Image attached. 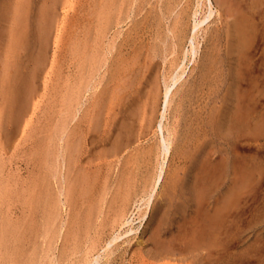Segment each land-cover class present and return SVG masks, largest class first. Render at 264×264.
<instances>
[{"label": "rangeland", "instance_id": "1", "mask_svg": "<svg viewBox=\"0 0 264 264\" xmlns=\"http://www.w3.org/2000/svg\"><path fill=\"white\" fill-rule=\"evenodd\" d=\"M30 1L28 0L27 9L31 11L29 14L32 15V14H34V12L36 13V11H38V9H36V7L38 5L40 6L43 3L41 5L42 7H44L45 5L50 6L49 3L52 4L53 0H49V1L46 0V2H44L45 0H39V2H37L38 0H34L35 11H34V8L32 10V8H31L32 5L30 4L31 3ZM149 1L148 0H136V1H133V2L130 1V3H132L131 4L132 6L130 5L132 7V12L130 11V13H129V11H128L129 9H131V7L128 6L130 3L129 4H125V9L121 13L113 14L114 18L113 19L111 18L109 23L106 22L107 25L106 24H102V23H98L97 24L96 23L97 20H94L93 18L92 19L94 20V22L91 19H90V21H91L90 22V21H86L85 19H81L80 18V20H79L80 21V25H78L79 30H80V28H82L81 25H84V24H85L84 28L90 29V31L87 32L88 29L84 30V28H82L83 32H82V29L80 31L82 33H84V31H85L84 34H81V32L78 29H76L77 26L75 28L77 30V33L80 32V34L79 33L76 34L77 38H79V37L80 38H84V37L87 38V40H88L87 43H88V45L90 43V47H92L91 46L92 43H93L92 44L93 47H94L95 44H97V47H94V49L95 48L97 49V52L98 51L101 52L102 48H104L105 51H107V53L105 52L106 54L101 52L102 56L105 55L107 57L104 56V61L102 62V63H104L103 66H101L100 70H98V73L94 75V79H93L94 82H92V86L90 85V87H88L87 90L83 91L79 95L80 96V98H79L80 101L78 103L80 105L77 108L78 110L76 109L77 112H75L74 111L75 109H74L73 110V114L69 115V116L76 115V116L72 117L73 120L72 119H71V121L69 120L70 121V123L68 125L69 129L73 128V127L76 128L78 126L79 134L81 135V145H80L81 149L79 147L78 149H80V150L77 152L78 155L76 154V157H77L76 159L78 160L77 163L81 164V160H84L85 158L91 157L90 149H92L91 148L92 146H90L88 144V141L85 139V138L88 139L89 134H88V132H84V131H87L88 129H90V130L96 129L92 134L95 135L96 137H98V140H99V142H97L98 148L100 150H101V148H103L102 149V150H104L103 153H105L106 156L108 154V156L107 157H102V158H99V157L96 158L94 160V162H93V165H91V166L88 165V164L87 165H83V167L86 168L85 172L91 171V170L93 171V166H97L96 167L97 171H96V174H95L96 176H94V177H96L95 178V183L97 184V182L100 181V178L103 181V177H100L101 175L104 176L105 179L108 178V175H110L109 177H111V178L110 179L108 178L109 181L108 180L107 181H108V183L110 182L109 186H111V187H112L111 183L114 182V184H113L114 189H115L114 185L116 183L115 181L117 179H114L113 177L119 178L121 175H124L126 173L125 174V176H126V175H128L131 172V174H129L127 176V178L129 177V178L133 179V180H131V179L128 178V181L131 180V182H129L130 187H132V185H134V186L132 188L128 187V189H127L128 192H127V190H126V193L123 192L124 196H127V195L129 196L130 195V194H127V193H131V195L133 194L132 197H131V195L129 196L130 198H132V200L128 196L126 198L123 196L125 199L121 197L118 202L116 200V202H117L116 203V208H120V207L122 208L121 204H122L123 200H125L129 204V206L127 204V208H129V210H128L129 213L132 212L134 210V208H135V211H134L135 214L132 216V219L134 220V222L132 224V227H135L137 231H133L132 233H130L127 236L128 240H127L126 243L122 244L123 247H121L122 248L121 249V253L123 254V251H124L123 248L124 249L127 248V252H126V254L122 255V257L119 258L117 260V262H115V264H142V260L141 261L139 260L141 258H137L135 255H137V253L139 251H141L142 246H144V244H145L144 241H146L148 239V237H149V235L151 233V230H152V226H153L154 222L156 221L157 217L160 215L159 218L161 219L163 217L161 214H163V212H165L166 210L170 211V212H168L170 214V215L168 214V216H170V217H172L171 214L173 215V213H176L179 216V217H174L175 219H174L173 222H176V223L172 222V224H173L172 228L174 229L173 231L176 230L178 232V230L180 229V230H182V232H184L187 229L186 230L187 232H191V230L197 229L195 231V232H197V234H199V232L201 231L200 227L202 228L203 226H205V225H202V224L205 223V221H204L205 218L203 220V217H201L200 215L204 216V212L205 211H207V212H205V215H207L209 212H212V213H210V215H211V214H214V212L217 213V210H218V212L222 210L221 212H223V213H221V214L225 215V216H223V217H225L224 218V224L222 222V225L224 226V228L222 227V229H223L222 231L223 232L220 231V230H217L218 231L217 233H218L219 236L222 234L221 236L223 237V240H224L223 243L224 244L222 243V239L219 238V236L216 235V234L214 235L215 238L212 239V240L208 239L207 237H206L207 239L205 238L203 240V237H201L200 234H199L201 239L203 241H205V242L201 241L202 243H204L203 244L204 246L202 245L201 242L198 241L199 244H201V246L198 244V246H196V248L194 246V248H195L194 250H192L193 248L189 249L190 246H189V244L186 243L188 241V238H186L187 239L186 241H185V239L183 240L184 243H183V241L182 242L179 241V243H177V246H176V248H178V249H176L178 251L177 253L181 252L183 257L180 258L179 256H177L180 259H171V260L170 259H167V260L164 259V260H160V262L161 261L162 262L161 263L160 262L159 263L156 262V264H188V263L189 264H199V263L200 264L201 263L202 264H209V263L210 264H212V263H214V264L215 263H219V264H264V37H263L264 28H260V27H264V25H263L264 24V17H263L264 14H263V16L261 15L262 13H264V3H262L263 6L262 5H258V7H259V8L257 7L258 9L257 8L255 10H251L250 9V11H252V12H250L249 8L251 6L249 4L253 2L252 0H251L252 2L250 0H248L250 2L245 0L248 5L247 4L245 5L244 2L241 4L242 0L241 1L239 0L238 1L239 3L237 2L239 5L241 4L242 8L247 10V14H250V13L254 14V15L250 14L252 19H253V16L255 17L253 19V21H254L253 23H255L256 21L258 22L259 19H260V22H261V23L258 22V23L261 24V26H259L260 24L259 25L252 24V28L253 29L256 28L255 26H259L256 29L257 30L259 29L258 31H260V30L261 31L258 32L255 29L254 31H256V32H254L252 30V33L250 34V36H248L250 39L244 44L245 46L242 47L243 44L242 45L240 44L239 46H238V44H231V43H233V39L230 38L229 41H228V39H227L228 37L226 36V34H223L224 31L219 28L222 25H227V23L233 22L232 13H229V11H228V14H227V11H226L228 9L227 8L228 6H226L225 4H228V2H223V3L221 2L222 4L218 3V1L214 2V8H215L214 10H215L216 14L214 13L215 16L213 15L206 24H204L200 29H198V33L196 34L197 41L195 42L197 47H198V52H197V54H195L194 57H192L191 54L188 52V54H187L188 57L185 58L184 64H183V68H185V73L183 75V78L172 88L171 94H170V102H169V104L167 106V109H166V112H165L164 116L162 117V111H163V105H164V97H163L164 82L163 81H164V79H166L168 77V75H170V69L173 66V62L175 63V58L177 56H179L178 50H176L177 49L176 45H179L181 43L180 42L181 37L184 38V35H186L185 32L189 34L191 29H192V25H193V21H192L193 19L192 18L194 16L192 17L191 13L194 12L195 10H199L198 13L202 12V14L204 15V13L206 11L204 10L205 6L204 7L200 6V8L198 7L197 2H196L197 0H151L150 3H149ZM236 1L233 0V2H236ZM262 1L264 2V0H262ZM262 1L260 0V2H262ZM35 2H37V3H35ZM54 2H53L54 4H57V2H58L59 5L57 4L58 5L57 6V5L53 4L54 9H53V7L51 8V13L54 15V17H56V16L57 17L54 18L55 19L54 21L56 23H55V26H54V23H53V27L51 29L53 31H51V33H50L51 34L50 35L51 39H50V45H49V48H48L49 49V51H48V53H49L48 54L49 66H47L48 68L45 70L46 73L44 72L45 75H44V73L42 74V76L44 75L43 77H44L45 80H43L42 78H40V80H39L41 82H39L37 80V83L39 82V85H41V87H39V89H40L38 91L39 93L36 94L35 98H37V99L34 100V98H33L32 99L33 103L31 102V104H30L31 106H33V108L31 106L29 108L30 111H29V114H28V117H27L28 122L26 121L24 126H22L23 127L22 130L20 131L19 135L14 140V142H12L11 146H9V148H7L6 150H4V149L0 150V161H1V164H2V169H1L2 171L0 173V175H2V176H0V178H2V179L4 178L6 180V185L8 184L10 189L13 191V192L10 191V194L8 195V197L6 199V206L4 207L6 209L5 210L6 212H3V214L6 213L7 214L6 216H9V217H7V219H6V216H4L5 214L4 215L0 214V216L1 217L4 216V219H6V221L9 219L8 222L11 219V221L9 223H14L15 224V223L20 221V223L22 224L24 222H27L26 224L25 223L22 224V226H21L22 228L20 229L22 231V233L27 232V234H29L28 236H26V233H24V236H22V239H21V242H22L24 237L26 238V239H24L25 240L24 246L26 245L27 247L25 246L26 247L25 249H24V246L21 247V248H23V250H21V248L19 247L21 252L23 251V252L26 253V254H24V256L27 255L26 256L27 258H29L31 256V252H33L32 249L35 247V243H36L34 241V234H33V232H35V231H33V227L35 229V223H32V222H35V218L36 217H35L34 209L31 210V208L27 205V203H28L27 199L29 198L28 197V193L31 190L32 183H34V179H36L35 178V176H36V164L38 162L37 158L39 157V154H40L39 152H37L36 145L35 144H34L35 146L33 145V143H34L33 141L34 140L32 139L33 137L32 138L30 137V135H33V133H37L38 131H40V133L38 134V137L42 138L43 136L48 134V129H46V128H48V126L46 128H43L44 127V123L45 122L47 123L48 121H44V123H41V121H42V118L44 117L45 112L47 111V109H45L46 108L45 106L47 104V100H49V95L47 94L48 95V99H47V96H45V95H46V91L49 92L47 88L50 86V83H52V82L54 83L55 81H57L58 79H56V78H58L59 74H61V73H62L61 74L62 77H63V75L64 76L67 75L68 77L71 75L72 77H75L74 75H75V73H77V70H76L77 68L75 69V66H72V64H71L73 62H71V63L69 62L70 65L68 64V61L70 59H69L68 55L66 54V50H67V45H66L67 44V39H66L67 37H66V34L67 33L65 34L64 31L65 30H66V32L68 31L67 29L70 27L69 25L73 24L72 22L75 20V18H77L78 15H81V17H82V11H83L82 9L83 8L85 9V4H87V2L85 0H65V1L64 0L63 1L62 0H60V1L59 0H54ZM202 2H204V5H205V0H202ZM191 4H192V6H191ZM215 4L216 5L220 4L221 6L220 5L216 6ZM222 5L224 7L221 8V9L222 10L225 9V11H226L225 13L227 14V15L225 14V16H224V13H222L223 11L219 9V7H222ZM55 6H57L58 8L55 7ZM260 6H262L263 9H262V7L260 8ZM123 7H124V5H123ZM161 7H163V8H161ZM229 7L231 8V6H229ZM45 8H47V7L45 6ZM55 8H56V11H55ZM27 9H26V11H27ZM52 9H53V11H52ZM162 9H163V11H162ZM218 9L220 10V12L218 11ZM260 9H262V10H260ZM256 10L257 11L259 10V13L258 12L256 13L255 12ZM150 12H152V13H150ZM83 13H84V11H83ZM157 13H160V14L157 15ZM217 13L218 14L221 13L220 15L222 17L224 16L223 18L225 20L222 19L221 17H219L220 15H218ZM199 14L196 17L199 18V19L203 18L202 17L203 15H201V14L199 15ZM229 14H231V16H229ZM259 14L262 17L258 16ZM30 15L27 14V15H25V17L27 16V18H28V16L30 17ZM155 15H157V16H155ZM158 16H161V18L159 17L160 19H158V21H157ZM215 17H216V19H215ZM228 17H230V18H228ZM230 19H232V20L228 22V20H230ZM24 20H25V18H24ZM151 20L153 21V23H152L151 26H148V25L151 24V22H152ZM214 20L215 21H219V22L216 23ZM26 21H28L26 23L31 22L29 20V18ZM148 21L150 22V24H149ZM159 21L161 22V24H158V26H154L156 24V22L159 23ZM220 21H221V23H220ZM222 22H223V24H222ZM86 24H88L90 26V28ZM94 24H95L96 27L92 26ZM100 24L102 25V27H100L101 26ZM218 24L220 26H218ZM65 25H67V26H65ZM103 25H105L106 27L103 26ZM134 25H136V26H134ZM23 26H24V28L26 27L25 24H22V27ZM147 26L150 27V28H148ZM153 26H154V28L156 27L155 28L156 31L158 29V34L160 33V35H161L160 37L161 38L165 37L167 39L168 42H166V40H165L167 45H164L165 43L162 44L161 42H159L160 38H158L159 40L154 38L156 36L154 34L155 30L152 31V29H154V28H152ZM171 26H172V28H171ZM174 26H175L176 29L174 28ZM212 26H214L216 29L214 27H212ZM64 27H65V29H64ZM66 27H67V29H66ZM103 27H105V28H103ZM168 27L171 28V30L173 32H174L173 28L175 29V31H176L175 37L176 38H173V34H172L173 32L172 31L169 32V30H168L169 28ZM136 28H137V30H135ZM26 29L27 28H25V30ZM104 29H105V31H104ZM211 29L213 30L212 32H214L217 29H220L222 31H221L220 34L215 31L214 33L216 35L214 33H210L211 34L210 35L208 32L211 31ZM262 29H263V31H262ZM100 30L102 32V33H100L101 35L99 34ZM138 30H140L141 32L138 31ZM143 31H144V33H143ZM62 32H64V33H62ZM86 32L88 33L89 36H86V34H87ZM103 32H105V34L102 36ZM262 32H263V35H261ZM254 33L255 34L257 33L258 35L256 34V37L251 36V35H255ZM98 34H99V37H101V38L98 37V40L99 39L103 40V45H102V41L100 42L102 48L99 47L100 44H98V42L100 40L98 41L96 39ZM181 34H183V35H181ZM24 35H26V34H24ZM83 35H85V36H83ZM220 35H222V37ZM214 36L215 37L217 36L218 39L217 38L214 39ZM126 37L127 38L130 37L131 39L128 38V41H127ZM177 37H178L179 40L177 39ZM26 38H29V37H24L23 36V40L26 39ZM85 38H84V40H85ZM171 38H173V39L171 40ZM251 38H254V40L250 41ZM89 39L91 41L93 39L94 40L91 43V41ZM129 39H130V41H129ZM28 40H25V41H28ZM121 40H123L124 43L126 41V43L124 44L123 41L121 43ZM132 40H133V42H132ZM175 40L179 41V43L176 42ZM207 40H209V41H207ZM155 41H157V43H159V44H162L160 46L163 47V48L158 46L159 44L157 45ZM183 41H184V39H183ZM212 41H214V42L218 41L219 44H218V42L217 43H212ZM234 41H235V39H234ZM23 42H22V46L23 47L19 50L20 54H22L21 52H23L24 49H25ZM127 42H129V43H127ZM172 42H173V44H172ZM209 42H211V43H209ZM109 43H111V47L112 48L110 47ZM118 43L122 47L121 49L119 48ZM154 43L156 44L158 49H162L163 51L162 50L161 51L158 50L156 48V46H155L154 50L157 49V51H159V52H157V51L155 52V51L152 50L153 53H152V56H151L152 59L150 58L151 61H150V59H147V58L145 59L144 56L146 54H144V56H142V58H140L141 61L137 60V58H136L135 62L131 65L130 70L127 71L125 66H124V62H128V64L131 63L130 61H131V58L133 56V55H131V53H132L131 50L133 48L140 47V45L143 47V44H144V47H146V45L151 47V46H153ZM175 43H176V45H175ZM248 43H249V45H248ZM113 44H114V46L116 45L118 49L113 48V46H112ZM121 44L123 46H125L126 49ZM208 44H211V45H208ZM126 45H127V47H126ZM172 45H173V47L171 48ZM206 45H208L209 47H205ZM184 46H185V48H188L189 47V42L186 43V41H185ZM213 46L214 47L216 46V49ZM226 46H228V47H226ZM144 47L141 48L143 50L142 53H144ZM232 47H234L236 49L233 50V49H231ZM98 48H100V50ZM107 48H109L110 51L106 50ZM208 48L209 49L212 48V49H215V50H212V49L209 50ZM229 48L232 51H230ZM128 49H130V50H128ZM207 49L209 50V52L206 51ZM179 50H180V48H179ZM108 51H109V53L111 52V54H109ZM211 51H213L214 54L216 55L215 56L212 53L215 56L216 60L218 59L217 58L218 54H220V56H219V57H221L220 58V60H221L220 63H222V64H220V63H216V64H220V65H222V66L224 65V66L223 67L222 66L221 67H217L218 65L214 66L213 70L211 69L209 71L210 75L208 74L209 76L206 79L205 83H203L204 85L203 84L200 85V86L197 85L196 88H194L195 86L194 87L191 86L195 90H197V92L195 93V90L193 88L188 87L189 85H191L189 83H191L190 82V81H192L191 79H193V78L195 79L196 76L194 77V75L195 74L197 75V72L200 71V70H198V67H200V65L202 67V64H205L206 59H204V57H207L209 54H211ZM216 51H217L218 54L215 53ZM99 52L97 53L98 54L97 55V59L99 57V61H100V58L103 59V57H101V54ZM202 53L203 54H208V55L204 56ZM200 55L202 56L204 62L201 61L202 59H201ZM65 56H67L68 58H66ZM61 57H63L64 59H61ZM111 57H112V60L110 59ZM54 58H56V60H55L56 63L55 62L53 63ZM57 61L60 62L59 64H62V65H58ZM61 61H63V62H61ZM223 61H224V63H223ZM148 62H150V63H148ZM198 63H199V65H197ZM65 64H67V65H65ZM57 65L60 67V71H61L60 73H58V71H57L59 69V67H58V69H57V67H55ZM51 66L53 67V69H51ZM62 66H64L63 69L61 68ZM144 66H145V68H144ZM115 67L117 68V71H116ZM123 67L125 69H123ZM236 67L239 69L238 71H237ZM156 68H157L158 71L156 70ZM216 68H220L221 70L219 69L220 71H218ZM231 68L233 69V71H232ZM119 69H121L122 71L119 70ZM108 70L110 71V74L108 73L109 72ZM112 70H114L116 73L111 74V72H113ZM124 70L126 71V74H128L129 76L125 75V71ZM222 70L224 71V73L222 72ZM49 71H50V73H49ZM53 71L57 72V73L55 74ZM62 71H64V72H62ZM67 72H68V74H67ZM70 72L71 73L74 72L73 73L74 75L70 74ZM222 74H223V77H222ZM96 75H98V76H96ZM237 75H239L240 77L242 76L241 77L242 79L240 77H236ZM48 76H49V81H47L48 80L47 79ZM106 76H107V78H106ZM220 76L224 80L221 79ZM97 77H98V80H97ZM59 78H60V76H59ZM132 78H133V80H132V84L133 85L130 84L128 86L130 89L133 87L132 91L128 87H126L127 88V92H129V91L130 92L127 93L125 91L126 94H122V96L124 98L125 97L127 98L129 96L127 98L128 101L127 100L125 101V99L123 97H121V96L120 97L117 96L114 100L111 101V103H109V100H108L107 103L105 102L106 105L101 108L100 113H96L97 115L94 117V119L90 123H86L87 119L86 120L83 119L84 118L83 117L84 116V112H85L84 109H86L87 111H88V109H92V108L89 107L90 106V102L89 101H92L91 100L92 97H90V96H95V94L98 93V92H99L98 94H101V92L103 93V91H101L103 86L104 87L108 86L110 88H111V86L114 87V88L118 86L117 88H119L121 83H122V81L125 82V81H128L126 79H130L131 80ZM219 78H220L222 83L219 82L220 80L217 83H214ZM116 79H119V80H116ZM212 79H214V81H212ZM117 81L118 82L120 81L121 83H118V85H117ZM251 81L252 82L255 81L256 86H257L256 87L257 91L255 92V97L257 96V104L255 103L254 104L255 106H254L251 103L247 102V104H246L247 106H243V108L244 109L246 107H247L246 109L250 108L248 106H254L255 107V109L257 110L256 113L258 114V116H261V119H262V120H260L261 122H259V124H260L259 126L260 127L257 126V128H256L255 126L251 125L252 124L251 122H249V124H248L249 126L248 125L247 126H248V128L249 127L250 128L248 129L247 127H245L246 131H245L244 128H241V130L238 129V130H240L239 134H238L237 129H236V131L233 130V133H235L237 135L236 136L235 134H233V135L236 136V138H235V136L230 134L231 135L230 138H229V135H228V138L226 137L224 139H222V138L218 137L217 135H215L213 127H211L212 131L207 129V128H203V126H202L203 119L205 117H207L208 114L210 115V113L216 111L217 108H220V104H221V101H223L222 99L224 98V96L226 98H228V96L230 94V96H229L230 99H227L228 101L225 104L226 106H229V107H226L227 110L229 108V110L232 111L231 108H234V111H235L237 109V108L235 109V107L237 106L238 102H239L238 104H240L238 106H241L242 101L239 100L240 99L239 98L240 97L239 96V92L241 90H246V91H248V92H250L252 94L253 93V87H252L253 85H251V83H250ZM44 82H45V84L47 83V85L44 87L47 90L42 88L45 85ZM211 82L214 83L216 86L214 84H212ZM210 85H211V87H210ZM234 85H236V86H234ZM108 87H106V89ZM137 87H138V89L139 88L143 89V93L142 94L145 95V96L142 95V100L141 99L139 100L138 97H136V99L135 98L133 99L134 93L138 91ZM190 88L193 89V91H194V93L193 92H189V93H191V95L188 93V91H190L189 90ZM208 88H210V89H208ZM227 89H228V92L230 90L229 93H227ZM61 90H63V89H61ZM236 90L238 91V93L235 92ZM233 92H235L236 94H233ZM131 95H132L131 98L133 100L130 99ZM219 96H220V99H219ZM236 97H238V98H236ZM117 98H119V99H117ZM120 98H122V99H120ZM114 101H115V103H114ZM131 101H133V102L130 104L129 102H131ZM49 102H50V100H49ZM49 102H48V104H49ZM228 102H229V104L227 105ZM124 103H125L126 106L124 105ZM142 104H144V105H142ZM232 104H234L235 107ZM138 106H139V108L140 107L141 108L136 110V108ZM212 106H213V110L211 108ZM54 107H56L55 108L56 111L53 109L54 112H56V113H54L55 114V116H54L55 119L54 118L53 119L56 121L57 119H59V116L56 115V114L58 113V108L61 107V105H59V106L57 105V106H54ZM86 107H89V108L87 109ZM215 107H217V108H215ZM47 108H48V105H47ZM125 109H126V111H125ZM210 109L212 110L211 112H210ZM61 110H62V107H61ZM59 111H60V108H59ZM234 111H232V112H234ZM203 112H205V113L203 114ZM135 113L136 114L138 113V116ZM129 114H130V116L128 117ZM132 114L135 117H137V118H135ZM131 116H133L136 120L134 118H131ZM200 116H201V118H199ZM78 117H80V119H78V121H77ZM126 117H128V118H126ZM128 119H130V120L134 119V120H131V123H130V122H128V121H130ZM54 120H53V122H54ZM124 120L125 121L128 120V121L124 122ZM119 122L122 125H120ZM82 123H83V125H82ZM159 123H160V125H162L163 128L162 127H161V129H160V127L158 128V126H159L158 124ZM72 124H73V127H70V126H72ZM200 124H201V126H200ZM188 125H190V126H188ZM196 125H198L199 128ZM91 126H93V127H91ZM115 126H117V128ZM118 126H119V128H118ZM120 126H123V129H122L123 131L122 130L121 131L118 130V129L122 128ZM201 128H203L204 130L201 129ZM224 128H225V125H224ZM230 128H232V127L230 126ZM168 129H169V131H168ZM250 129L251 130L255 129V130L251 131ZM114 130H115V133H114ZM124 130H126V131H124ZM196 130H198L199 133ZM67 131H68V129H67ZM187 131H188L189 135L187 134ZM118 132H119L120 135L117 134ZM202 132H203V134H202ZM211 132H213V133H211ZM64 133L66 134V132H64ZM86 133H87V136H86ZM190 133H192V136H194V137H191ZM65 134H64V136H65ZM121 134L122 135L125 134L124 137H122ZM238 135H240V136H238ZM161 136L165 137V139L167 138L166 141H168V145H169V148H168L167 152H164L163 151V147L161 146L162 145ZM212 136H214V137H212ZM210 137L212 138L211 140H209ZM117 138L118 139L120 138L121 143H120V141H119V144L115 143L116 141H118ZM190 138H194V139L189 140ZM202 138H204V139H202ZM103 139H104V142H103ZM201 139L203 140L204 144L206 142V144H205L206 146L202 143ZM100 140H101V145H99ZM195 140L196 141L198 140L199 142L201 141L200 142L202 144V145H200V146H202L201 149H199L200 148V146H199L200 143L198 141L196 142ZM213 141H214V143H213ZM125 142H126L127 145H128V143H130V144L127 146L125 144ZM186 142L188 143V146H186L187 145ZM123 143L126 145V147H125V145L124 146L121 145V147H118V145L123 144ZM184 143L186 145H184ZM195 143H197V144H195ZM207 143H208V145H207ZM194 145H197L199 147H197V146L194 147ZM111 146H113V147H111ZM183 146L186 147V150L184 149ZM189 146H191V147H189ZM106 147H107V150L105 152ZM110 147L111 148L115 147V148L114 149H110ZM122 147H124L125 149L124 148L122 149ZM187 147L190 148V149H188ZM204 147H206V148L203 149ZM95 148H94V151L97 154V152L100 151V150L98 148H96V149ZM118 148H120V149H118ZM210 148H212V151H210V153H209L210 155H209V154H207L209 152L207 149H210ZM187 149H188L189 152L187 151ZM196 149L198 151H200V152H197ZM180 150L183 151V153H181ZM202 150H206V151L202 152ZM38 151H39V149H38ZM94 151H92V153ZM118 152H120V153H118ZM178 152L181 155L182 154L183 155H187V156H184V157H186V158L188 157V159H190V157H191L194 161L191 159L192 162H190L191 160L189 161L188 159L183 158V156H181L179 154H177L178 155L177 156L176 153H178ZM190 152H192L193 154H190ZM194 154H195V157L193 156ZM202 154H204L205 157L201 156ZM109 155H110V157H109ZM130 156H131V158H130ZM200 156H201V159H203V158L206 159V164L208 166L212 165V163H214V162H217L218 164L224 163V164H220V165H223V166L228 164V165L225 166L226 168L224 167L225 168L224 169L225 173H224V170H223V166L220 167V165L217 164L218 168L214 167V171H213L215 173L213 174L211 172L212 176L210 175V177L207 178V179L203 178V177H206V175H208L209 173L204 171L202 169V167L199 166V164L202 161L200 159ZM237 157H239V158H237ZM225 158H226L227 161L225 160ZM124 159H126L128 162L126 160L124 161ZM131 159H135V162L133 160H131ZM183 159H185L186 161L188 160L189 164H188V161L186 162ZM209 159H211V161L207 162ZM236 159H238V160L241 159L240 161H242L244 159L243 160L244 162L242 161L241 165L245 164L247 170L249 172H251V174L249 173V176H250V178L253 177L254 179L252 178L249 181L250 182L249 185H248L249 182H247V181L250 178L248 180L246 179L247 180L246 181L247 185H245V180H243L242 179L243 177L240 176V175L237 176L238 179L235 178V181L237 179L238 182H240L242 184L244 183L243 185L241 184L242 186L239 185V183L233 181L234 180L233 179L234 175L235 174L237 175L238 172L241 174V169H242L240 167L241 166L240 164H239L240 165L239 168H237L238 167L237 165L233 164L234 162L236 164L240 163ZM130 160L133 163H131ZM197 160H198L199 164H196V163H198ZM220 160L221 161L223 160V162H220ZM224 160L226 162H224ZM157 162L159 164H157ZM125 163H126L127 166L125 165ZM128 163H129V165H128ZM130 163L131 164L135 163V166L134 165L130 166L131 165ZM184 163H185V165L182 166ZM177 164L179 166H181V167H179ZM187 164H188V168H187ZM123 165H125V166H123ZM176 165L179 168L176 169V167H177ZM215 165L216 164L214 163V166ZM159 166L161 168H159ZM185 166H186L187 170L185 169ZM196 166H197V168H196ZM124 167H125L126 170L124 169ZM131 167L134 168V169H132ZM193 167L195 168V170H194ZM227 167H228V169H227ZM121 168H122L123 171L121 170ZM128 169H129V171H130V169H132V170L129 172ZM232 169H233V171H232ZM239 169H240V171H239ZM173 170L176 173V175H175L176 179H178V181L180 180V182H182L181 180L183 179L185 184L183 182L182 183L178 182L179 184H181V185H179L180 187L177 184V187L175 189H170L169 191H171V190L172 191L169 192V191L165 190V188H167V186H168L167 184H169L168 182L170 180V177H172L171 175L174 174L172 172ZM184 170H186V171H184ZM200 170H201L202 173L205 172L206 175L202 174L200 172ZM196 171H198L197 175L195 174ZM220 171H222V172H220ZM120 172H122V173H120ZM153 172H155V173H153ZM182 172L184 173L185 177L183 176V178H179L182 175ZM186 172H188L189 174L186 173ZM216 172L218 174H216ZM105 173H107L106 174L107 176L105 175ZM111 173L113 174V176H111ZM132 173H134L133 174L134 177H133ZM117 174L118 175L121 174V175L118 177ZM168 174L170 176H168ZM130 175L132 177H130ZM155 175H157V176H155ZM177 175H179V176H177ZM198 175H200V176H198ZM158 176H161V177L159 178ZM192 176H194V177H192ZM201 176H202V178H201L202 180H199ZM219 176L221 178H219ZM157 177H158V179H157ZM211 177H214L217 180H215V179L213 180V178H211ZM142 178H143L144 181L142 180ZM145 178H147V179H145ZM152 178H153V180H152ZM166 178H167V180H166ZM193 178L195 179V181L193 180ZM203 179H205L209 184L207 182H206V184H208V185H206L205 183L203 184V182H205ZM211 179L213 181L217 182V184L215 182H213V181H212V184H211V182H210ZM148 180H149V182H148ZM164 180H166L167 182L164 181ZM107 181H106V183H107ZM132 181H133V183H132ZM137 181H139V182H137ZM145 181H147L149 184L152 181L153 185L150 184V187H152V186L153 187L150 188L148 186L149 184L147 185V183H145ZM241 181H243V182H241ZM134 182H135V184H134ZM154 182L155 183L157 182L156 183L157 185H155ZM192 182H193V184H192ZM95 183H93V184H95ZM98 183H99L98 185L101 184V182H98ZM196 183H198V184L196 185ZM214 183L216 185H214ZM234 183L235 184L237 183L236 184L237 187H235V189H234V186H235ZM96 184L93 185L92 188H91L93 191L98 189V188H96ZM164 184H166V185H164ZM98 185H97V187H98ZM200 185L202 186L203 189L202 188L200 189ZM212 185L214 187L211 189L210 187ZM238 185H239V187L240 186L242 187V188L240 187V189H241L239 191L240 193L237 192V190H239V189H236V188H238ZM159 186H160V188H159ZM113 187L110 188V190L109 189L107 190V195L106 196L108 198H109V195L111 194L110 191L113 190ZM162 187L164 189H161ZM195 187L198 188V190ZM81 188L82 187H80V189ZM94 188H95V190H94ZM129 188L132 189L133 191L131 190L132 192H129L130 191ZM142 188H143V190H142ZM80 189H78L80 191L78 193L80 195V197L78 195L77 197H79V198H75V200L76 199H80L81 196H82V199H80V200H82L83 202L85 201L86 197H87V201H89V199L92 202L95 201V200H93L91 198L92 197L91 193H93L92 190L89 192V195L90 194L91 195L88 198V196H89L88 194H86V195L83 194L84 189H81V190ZM181 189L183 191L184 190L185 191L181 192L182 191ZM204 189H205V191H204ZM232 189H234L237 192V193H235V194H237L236 195L237 196V200H236V198H233L234 199V203L233 204L231 203L230 205H228L226 201H228L229 198L232 197L231 195H234V192H233L234 190H232ZM151 190H152V192H151ZM157 190H159V191H157ZM160 190H162L163 192L162 191L160 192ZM174 190H175V193L173 192ZM179 190H181V191H179ZM201 190H202V192H201ZM207 190H208V192H206ZM115 191L117 192V188H116ZM164 191L165 192H169L171 194L173 193L174 197L173 196L172 197L171 196L168 197V195H166L167 193L165 194ZM194 191H196V192H194ZM159 192L162 193V195ZM205 192L207 193V195L209 194V196H207ZM108 193H110V194H108ZM119 193H117V194H119ZM121 193H122V191H121ZM231 193H233V194H231ZM139 194H141L142 196L139 195ZM152 194H154V195L152 196ZM164 194L167 197V202H166V199L164 197ZM177 194H178V196H177ZM190 194L191 195L193 194V198L191 197ZM202 194L206 195L207 197L206 196L202 197L201 196ZM225 194H226V196H225ZM150 195L152 197H154L155 195H157V196L160 195V196H162L163 199L159 198L160 196L159 197L155 196L154 198H151V197H149ZM185 195L186 196L188 195L190 198L188 199V196L186 197ZM229 195H230V197H229ZM146 196H148V197H146ZM184 196H185L186 200H184L185 199ZM179 197H180V199L182 198V200H180ZM171 198H173V199L171 200ZM198 198H200V199H198ZM222 198L224 199V202L222 201ZM139 199L140 200L142 199L141 200L142 203H141V201ZM144 199H146V200H144ZM168 199H169V201H168ZM174 199L175 200L177 199L176 200L177 202L179 200L181 202L179 201L178 203H176ZM133 200H134L135 203H133ZM137 200H139V201H137ZM162 200H163V202L166 205L164 203L163 204L165 206H167V208H168V206H170L171 209L170 208H168L166 210L164 208L162 209V206L164 207V205H161ZM192 200H193V202H192ZM195 200H197L198 202H196ZM90 201H89V203H85V204L87 206H90V208L92 207L91 209H93V207H94L95 211H97V209L95 208V207H97V205L95 204L94 206H92L93 203L90 202ZM157 201H158L159 205L157 204V206H156L155 203H157ZM187 201L190 202L191 204L193 203V205H191L190 203H187ZM77 202L78 203H82L81 201H77ZM136 202H138L139 204L136 203ZM182 202H184L185 206L184 205L182 206V204H180ZM201 202H204V203L201 204ZM150 203H153L152 206L155 205V207L153 206V208H156V210H157L156 212L157 213L154 212L155 214L153 213L151 215V212H152L151 210H155V209H153L151 207ZM167 203H168V205H167ZM216 203L217 204L219 203L220 206L217 205ZM85 204L81 206L83 208V210H81V213L84 212V209L86 208ZM175 204H180L181 205V208L178 211V213L177 212H173L172 213V211H171V210L176 209V208H174ZM199 204L201 206L204 205L202 207H204L205 209L200 207ZM131 205H134L135 207L131 206ZM148 205L150 206V208H149ZM173 205H174V207H173ZM215 205H217V206H215ZM147 206H148V210H147ZM218 206H219V209H217ZM65 207L66 206H63L61 208V210H59V212L62 213V215H64L66 217V215H67L66 212H68V209L65 210ZM139 207H140V209H139ZM127 208H126V212H127ZM182 208H184V210ZM192 208H193V210H192ZM137 209H138V212H137ZM195 209H196V212H198L197 213L198 214V218H197V214H195L196 215L195 221L192 220L193 221L192 222L191 219H190L186 223L183 218H187L188 214L190 212L194 211ZM214 209L216 211H214ZM163 210H165V211H163ZM200 210L202 211V213L199 212ZM101 211H102V209H101ZM158 211L161 212V214H158ZM226 211H227V213H226ZM180 212L183 213L184 216ZM224 212H225V214H224ZM144 214L146 216H148L149 214L151 215V218H150V216H148V218H147L149 220V222H148V220L146 218L143 219ZM185 214H187V215L185 216ZM219 214L220 213H218V215ZM221 214L219 216H222ZM153 215H154V217L152 218ZM182 216H183V218H182ZM1 217H0V222H1V219L3 221V218H1ZM25 217H26V219H25ZM137 217H140V218H137ZM199 217H201V219L204 222L202 220H199ZM16 218H19V219L21 218V219L19 220V219H16ZM163 218H165V217H163ZM15 219H16V221H15ZM30 219H31V221H30ZM56 220L54 221L55 224H56V222H58ZM93 220H94V218H93ZM93 220H92V222L94 223ZM153 220H154V222H153ZM168 221L169 220H164V225L167 224ZM181 221L184 222V223H181L185 227L184 231H183L184 227L182 225H180ZM197 222H198V224H195ZM189 224H191V225H189ZM200 224L202 226H200ZM24 225H26V227H24ZM190 226H192V228ZM175 227H178V228H175ZM194 227H195V229H194ZM149 228H150V230H149ZM169 228H168V230H169ZM25 229H29L30 232L28 233V230H25ZM106 229L107 230L105 231V233L106 234H111V232H112L111 229L108 228V227ZM63 231H64V227L62 228L60 236L63 234ZM176 231L173 234L175 236L177 234ZM219 232H221V234ZM148 233H149V235H148ZM91 234L94 235L93 233H91ZM216 237H218V238H216ZM218 239H219V241H221V244L218 241ZM207 240H209V241H207ZM9 242H8V244H9ZM211 242L215 243V245L212 244L215 248H213L212 245H211L212 249H211L210 245L208 247L205 246V245H208V243L211 244ZM216 243H217V245H216ZM22 244H23V242H22ZM181 244H183V245H181ZM221 245H223V246L225 245V246L222 247ZM187 247H189V248H187ZM200 247H202L201 251H200ZM203 247H206V248H203ZM185 248H187L189 250H187ZM208 248H210L209 249V253H208ZM128 249H129V251L131 249V252H128ZM206 249H207V251H205ZM221 249H222V251H221ZM211 251H213V252H211ZM201 252L202 253L204 252V253L201 255ZM129 253L131 255H133V258L131 257V255ZM218 253H219V255H218ZM221 253H223L224 255H222ZM204 254H206V256H204V257L205 258L207 257L208 258L207 260H209V262H207V260L203 257ZM211 254H213V256H215V258L217 256L218 257L216 259L213 257L211 259L212 260L211 261L210 260V258L212 257ZM187 256L189 257V259L191 258V260H192V257H193L194 258L193 262L191 260H189ZM225 256H226V258H225ZM129 257H131V259ZM144 258H146V256ZM28 260L29 259H26L25 260L26 263L24 262V264H30V262ZM197 260H198V262H197ZM205 260H206V262H205ZM110 261H112V258L110 259ZM190 261L192 263H190ZM145 263L152 264V261L151 260H149V261L146 260ZM154 263H155V261H154Z\"/></svg>", "mask_w": 264, "mask_h": 264}, {"label": "bare ground", "instance_id": "2", "mask_svg": "<svg viewBox=\"0 0 264 264\" xmlns=\"http://www.w3.org/2000/svg\"><path fill=\"white\" fill-rule=\"evenodd\" d=\"M30 1V0H29ZM49 1V0H48ZM60 1V0H59ZM63 1V0H62ZM65 1V0H64ZM86 2H87V4H85V9L83 8L82 10L84 11V13H83V11H82V17H81V15H78L77 16V18H75V20L72 22L73 24H68L70 27L67 29V27H66V29L68 30L67 32H66V30L64 31L65 32V34H66V39H67V50H66V54L68 55V57H69V59L71 60H69L68 61V64L70 65V63L71 62H73V63H71L72 64V66H75V69L77 70V73H75V75L73 74V73H71L70 72V74H73L75 77H72L71 75L68 77L67 75H63V77H62V73L61 74H59V76H60V78H59V76H58V78H56V79H58L57 81H55L54 83L52 82V83H50V86L47 88L48 89V91L49 92H47L46 91V95L45 96H47V99H48V95H49V100H50V102H49V100H47V104H46V108L45 109H47V111L45 112V114H44V117L42 118V121H41V123H44V121H48L47 123L45 122L44 123V127L43 128H46L47 126H48V128H46V129H48V134L47 135H45V136H43L42 138H40V137H38V134L40 133V131H38L37 133H33V135H30V137L34 140L33 142V145L35 144L36 145V148H37V152H39L40 154H39V157L37 158V164H36V176H35V178L36 179H34V183H32V186H31V190L29 191V193H28V203H27V205L31 208V210H33L34 209V213H35V222H32V223H35V229H34V227H33V231H35V232H33V234H34V241L36 242L35 243V247L32 249L33 250V252H31V258L29 257V258H27L26 256L27 255H25L24 256V254H26L25 252H21V250H23V248H21V247H23L24 246V242H25V240L24 239H26L25 237H24V239H23V244H22V242H21V239H22V236H24V233H26V236H28L29 234H27V232H24L25 230H28V233L30 232L29 231V229H25L23 232L24 233H22V231L20 230L22 227V224H26L27 222H24V223H20V221L19 222H17V223H9L10 221H11V219H10V221L8 222V220L6 221V219H7V217H9V216H6L7 214L6 213H4L3 214V212H6L5 210V206H6V199H7V197H8V195L10 194V191L11 192H13L11 189H10V187L8 186V184L6 185V180L3 178H0V214H2V215H4V216H6V219H4V216H0L1 218H3V221H2V219H1V222H0V264H24V262H25V260L26 259H29L28 261L30 262V264H115V262H117V260L119 259V258H121L122 257V255H124V254H126V252H127V248H123V254L121 253V247H123L122 246V244H124V243H126L127 242V236L130 234V233H132L133 231H137L136 230V228L135 227H132V224H133V222H134V220L132 219V216L135 214V208H134V210L132 211V212H130L129 213V208H127V204H128V202H126L125 200H123V202H122V204H121V206H122V208L120 207V208H116V203L119 201V199L122 197V198H126L127 196H124V193L123 192H125L126 193V190L128 189V187H130V184H129V182H131V180H133L132 178H129V179H131V180H129L128 181V178H127V176L129 175V174H131V170L132 169H134L135 167V163L134 164H131V163H133L131 160H133L134 162H135V159H131L130 160V166H132V165H134L133 167L134 168H132V169H130V171H129V169H128V171L130 172H128L129 174L128 175H126L125 176V174L124 175H121V174H117V176L119 177L120 175V179L119 178H115V177H113L114 179H117L115 182V189H114V187H113V184H114V182L113 183H111L112 184V187H113V190L112 191H110V193H108V194H110L109 195V198L106 196L107 195V190L109 189L110 190V188H112L111 186H109L110 185V182L108 183V181H109V179L111 178V177H109L110 175H108V178H106L105 179V177L104 176H100V177H103V181H102V179L100 178V181H98V182H101V184L100 185H98L99 183L97 182V184L95 183V178L96 177H94V176H96L95 174H96V171H97V166H93V171L91 172V171H87V172H85V170H86V168H84L83 167V165H93V162H94V160L96 159V158H102V157H107L108 156V154H107V156H106V154L105 153H103V151L104 150H102L103 148H101V150L98 148V145H97V142H99V140H98V137H96L95 135H93L92 133L96 130V129H92V130H90V129H88L87 131H84V132H88V134H89V137H88V139L87 138H85L87 141H88V144L90 145V146H92L91 148L92 149H90V154H91V157H88V158H85L84 160H81V164H78L77 163V157H76V154L78 155V151L81 149V147H80V145H81V135L79 134V130H78V126L76 127V128H74L73 127V124H72V126H70V127H73V128H70L69 129V127H68V125H69V123H70V121H71V119L73 120V118L72 117H74V116H76V115H74V116H69L70 114H73V110L75 111V112H77L76 111V109L78 108V106L80 105L78 102L80 101L79 100V98H80V94L83 92V91H85V90H87L88 89V87H90V85L92 86V82H94L93 81V79H94V75L95 74H97L98 73V70H100V67L101 66H103V64L104 63H102L103 61H104V56H102V53H104V54H106L107 53V51H105V49L104 48H102L101 47V44H100V42L102 41V45H103V40H101V39H99L98 40V37H99V34L100 33H102L101 32V30L99 31V34H98V36L96 37V39L99 41L98 42V44H100V46L99 47H101L102 49H101V52H99L100 54H101V57H103V59L102 58H100V61H99V57H98V59H97V49L95 50L94 49V47H97V44H95L94 45V47H93V40L91 41L90 39V41H91V46L92 47H90V43H89V45H88V43H87V38H85V40H84V38H77L76 37V34H80V30L82 29V28H84V25H81V27L82 28H80V30H79V28H78V25H80V18L81 19H85L86 21H90V19L94 22V20H97V24L98 23H102V24H106V22H108L109 23V21H110V19L112 18H114L113 17V14H117V13H121L124 9H125V4H129L130 3V1L131 2H133V1H136V0H85ZM149 1V0H148ZM218 1V3H220V4H222L223 2H228V4H225L226 6H228L227 8L229 9L230 7L229 6H231V8L228 10H226L227 11V14H228V11H229V13H232V19H233V22H231V23H227V25H222L223 24V22H222V26L221 27H219L220 29H222L223 31H224V33L223 34H226V36L228 37L227 39H228V41H229V39L230 38H232L233 39V43H231V44H238V46L241 44H243L242 45V47L243 46H245L244 44L250 39L248 36H250V34L252 33V30L254 31L256 28H258L259 26H261V22H260V19H259V21L258 22H260V23H258L257 21L255 22V23H253L254 21H253V19L255 18L253 15V13H250V14H253L252 16H253V19H252V17L250 16V14H247V10H245L244 8H242V6H241V4L244 2V4L246 5L247 3H246V1H248V0H240L241 1V4L239 5L238 3V1L239 0H234V1H236V2H233V0H205V5H204V2H202V0H197L196 2H197V5H198V7L200 8V6L201 7H204L205 6V8H204V10L206 11L205 13H204V15L202 14V12L200 13L201 15H203L202 17L203 18H201V19H199V18H197L196 16L199 14L198 13V11L199 10H195L194 12H192L191 14H192V21H193V25H192V29H191V31H190V33L188 34V33H186L185 32V34L186 35H184V38H182L181 37V40H180V44L179 45H176V43H175V45L177 46V49L176 50H178V54H179V56H177L176 58H175V63L173 62V66L171 67V69H170V75H168V77L166 78V79H164V93H163V97H164V105H163V111H162V117L164 116V114H165V112H166V109H167V106H168V104H169V102H170V94H171V90H172V88L183 78V75H184V73H185V68H183V64H184V60H185V58H187L188 57V52L191 54V56L192 57H194L195 56V54H197V52H198V47H197V45H196V41H197V39H196V34L198 33V29H200L204 24H206L209 20H210V18L214 15V13L216 14V12H215V8H214V2H217ZM251 1V0H250ZM250 1H248V2H250ZM253 1V2H252ZM251 2L252 3H250L249 5L251 6H249L250 8H249V11H250V9L251 10H255L257 7H258V5H262V3H264L262 0V2H260V0H252ZM255 1V2H254ZM31 3V8H32V10H33V8H34V11H35V7H34V0L32 1H30ZM37 2H39V0L37 1ZM37 2H35V3H37ZM44 2H46V0L44 1ZM54 2V0L52 1V4H50L49 2V5L50 6H47V5H45L47 8H45V6L44 7H42L41 5L43 4H41L40 6L38 5L37 7H36V9H38V11H36V13L34 12V14H32V15H30L29 13L31 12L30 10H28L27 9V7H28V0H0V150H2V149H4V150H6L7 148H9V146H11V144H12V142H14V140L17 138V136L19 135V133H20V131L22 130V126H24V124H25V122L27 121L28 122V119H27V117H28V114H29V111H30V104H31V102H32V99L34 98V100H36L37 98H35L36 97V94L37 93H39L38 91L40 90L39 89V87H41V85H39V82H41V81H39L40 80V78H42L43 80H45L44 79V75H45V70L48 68L47 66H49V62H48V51H49V45H50V39H51V37H50V33H51V31H53V30H51L52 29V27H53V23H54V26H55V19L54 18H56V17H54V15L51 13V8L53 7V9H54V6H53V4L55 3H53ZM127 2V3H126ZM151 2V0L149 1V3ZM160 2V1H159ZM222 2V3H221ZM233 2V3H232ZM238 2V3H237ZM259 2V3H258ZM41 3V2H40ZM190 3V2H189ZM193 3V2H192ZM57 4H58V2H57ZM57 4H54V5H57ZM132 3H130L128 6L129 7H131L132 5H131ZM135 4V3H134ZM220 4H218V5H216V6H219ZM230 4V5H229ZM59 5V4H58ZM57 5V6H58ZM123 5H124V7H123ZM131 5V6H130ZM196 5V4H195ZM248 5V4H247ZM57 6H55V7H57ZM127 6V5H126ZM191 6H192V4H191ZM221 6V5H220ZM263 6V5H262ZM262 6H260V8L262 7ZM30 7V6H29ZM197 7V8H198ZM224 6L222 5V7H219V9L220 10H222L221 8H223ZM244 7V6H243ZM58 8V7H57ZM161 8H163V7H161ZM259 8V7H258ZM257 8V9H258ZM26 9H27V11H26ZM53 9H52V11H53ZM129 9V8H128ZM202 9V8H201ZM218 9V11L220 12V10ZM262 9H263V7H262ZM262 9H260V10H262ZM161 10V9H160ZM192 10V9H191ZM231 10V11H230ZM55 11H56V8H55ZM129 11V13H130V11L132 12V7H131V9H129L128 10ZM150 11V10H149ZM162 11H163V9H162ZM223 12L222 13H224V16H225V9H223L222 10ZM33 12V11H32ZM250 12H252V11H250ZM256 13L258 12L259 13V10L257 11H255ZM263 12V11H262ZM261 12V13H262ZM150 13H152V12H150ZM255 13V14H256ZM260 13V14H261ZM30 15V17L28 16V18H29V20L31 21V22H29V23H26V22H28V21H26L28 18H27V16L25 17V15ZM160 13H157V15H159ZM199 14V15H200ZM218 14V13H217ZM221 13H219L218 15H220ZM226 14V15H227ZM260 14L258 15V16H260ZM263 14L264 13H262L261 15L263 16ZM152 15V14H151ZM157 15H155V16H157ZM162 15V14H161ZM181 15V14H180ZM217 15V16H218ZM117 16V15H116ZM215 16V15H214ZM223 16V17H224ZM229 16H231V14H229ZM257 16V15H256ZM262 16H260V17H262ZM161 18V16H158V18H157V21H158V19H160ZM219 17H221L222 19H224L221 15L219 16ZM218 17V18H219ZM264 17V16H263ZM24 18H25V20H24ZM94 20H93V19ZM117 18V17H116ZM150 18V17H149ZM153 18V17H152ZM228 18H230V17H228ZM257 18V17H256ZM259 18V17H258ZM58 19V18H57ZM147 19V18H146ZM215 19H216V17H215ZM220 19V18H219ZM232 19H230V20H228V22L229 21H231ZM24 20V21H23ZM225 20V19H224ZM263 20V19H262ZM57 21V20H56ZM147 21V20H146ZM152 21V20H151ZM215 21V20H214ZM23 22V23H22ZM91 22V21H90ZM149 22V21H148ZM216 23L217 22H219V21H215ZM87 23V22H86ZM147 23V22H146ZM145 23V24H146ZM152 23H153V21L151 22V24H150V22H149V24L150 25H148V26H151L152 25ZM220 23H221V21H220ZM263 23V22H262ZM22 24H25L26 25V27L25 28H27L26 30H25V28H24V26L22 27ZM96 24V25H97ZM144 24V23H143ZM157 24V25H156ZM156 24L154 25V26H158V24H161V22L159 21V23L158 22H156ZM252 24H257V25H259V26H255L256 28L255 29H253L252 28ZM89 28H90V26L88 25V24H86ZM101 25V24H100ZM99 25V26H100ZM107 25V24H106ZM217 25V24H216ZM264 25V24H263ZM64 26V25H63ZM65 26H67V25H65ZM76 26H77V28H76ZM92 26H95V24L94 25H92ZM98 26V27H99ZM103 26H105V25H103ZM134 26H136V25H134ZM139 26V25H138ZM147 26V27H148ZM154 26L152 27V28H154ZM160 26V25H159ZM215 26V25H214ZM214 26H212V27H214ZM218 26H220L219 24H218ZM22 27V28H21ZM96 27V26H95ZM100 27H102V25L100 26ZM106 27V26H105ZM105 27H103V28H105ZM208 27V26H207ZM216 27V26H215ZM214 27V28H215ZM78 29L80 32H78L77 33V30L76 29ZM135 28V27H134ZM146 28V27H145ZM148 28H150V27H148ZM151 28V29H152ZM156 28V27H155ZM152 29V31L153 30H155V32H154V34H155V36L156 37H154L155 39H158V38H160V41L159 42H161L162 44H164V45H167L166 44V42H168L167 41V39L165 38V37H163V38H161L160 36V33L158 34V29H157V31H156V29ZM169 28V27H168ZM171 28H172V26H171ZM171 28H169L168 30H169V32L170 31H172L171 30ZM174 28H175V26H174ZM173 28V30H174V32L172 33L173 34V38H176L175 37V35H176V31H175V29ZM218 28V27H217ZM260 28H264V27H260ZM22 29V30H21ZM54 29V28H53ZM64 29H65V27H64ZM63 29V30H64ZM85 29H88V28H84V30ZM140 29V28H139ZM216 29V28H215ZM214 29V30H215ZM220 29H217V30H215L216 32H218L219 34L221 33V31L222 30H220ZM62 30V29H61ZM103 30V29H102ZM135 30H137V28L135 29ZM134 30V31H135ZM144 30V29H143ZM160 30V29H159ZM259 30V29H258ZM257 29H256V31H258ZM90 31V29H88V31L87 32H89ZM98 31V30H97ZM104 31H105V29H104ZM138 31H140V30H138ZM213 30L211 29V31H209L208 33L210 34V33H214V32H212ZM256 31H254V32H256ZM261 31V30H260ZM260 31H258V32H260ZM262 31H263V29H262ZM23 32V33H22ZM25 32V33H24ZM64 32H62V33H64ZM82 32H83V29H82ZM81 32V34H84L85 33V31H84V33H82ZM86 32V33H87ZM131 32V31H130ZM141 32V31H140ZM147 32V31H146ZM180 32V31H179ZM178 32V33H179ZM137 33V32H136ZM143 33H144V31H143ZM181 33V32H180ZM24 34H26V35H24ZM97 34V33H96ZM105 34V32H103V34H102V36ZM131 34V33H130ZM129 34V35H130ZM157 34V35H156ZM184 34V33H183ZM183 34H181V35H183ZM215 34V33H214ZM213 34V35H214ZM255 34V33H254ZM257 34V33H256ZM256 34L255 35H251V36H253V37H256ZM101 35V34H100ZM171 35V34H170ZM180 35V36H181ZM211 35V34H210ZM216 35V34H215ZM258 35V34H257ZM261 35H263V32L261 33ZM23 36L24 37H29V38H26V39H24L23 40ZM83 36H85V35H83ZM82 36V37H83ZM86 36H89L88 35V33L86 34ZM209 36V35H208ZM207 36V37H208ZM221 37H222V35H220ZM149 37V36H148ZM179 37V36H178ZM178 37H177V39H178ZM211 37V36H210ZM209 37V38H210ZM263 37H264V35H263ZM99 38H101V37H99ZM103 38V37H102ZM127 38V37H126ZM128 38H130V37H128ZM128 38L126 39L127 41H128ZM152 38V37H151ZM153 38V39H154ZM173 38H171V40L173 39ZM215 38H217L218 39V37L216 36H214V39ZM226 38V37H225ZM29 39V40H28ZM125 39V38H124ZM131 39V38H130ZM130 39H129V41H130ZM152 39V40H153ZM183 39H184V41H183ZM213 39V38H212ZM231 39V40H232ZM234 39H235V41H234ZM25 40H28V41H25ZM159 40V39H158ZM165 40H166V42H165ZM179 40V39H178ZM210 40V39H209ZM209 40H207V41H209ZM222 40V39H221ZM252 40H254V38H251V40L250 41H252ZM24 41V42H23ZM96 41V40H95ZM94 41V42H95ZM122 41L123 40H121V43H122ZM176 42H178L179 43V41H177V40H175ZM185 41H186V43L187 42H189V47L188 48H185V46H184V44H185ZM22 42H23V44H24V53L23 52H21L22 54H20V52H19V50L23 47L22 46ZM132 42H133V40H132ZM156 42V44L158 45L159 43H157V41H155ZM170 42V41H169ZM174 42V41H173ZM173 42H172V44H173ZM218 41H212V43H217ZM97 43V42H96ZM112 43V42H111ZM111 43H109V45H110V47H111ZM114 43V42H113ZM123 43H124V41H123ZM125 43H126V41H125ZM124 43V44H125ZM127 43H129V42H127ZM177 43V44H178ZM209 43H211V42H209ZM155 44V43H154ZM153 44V46H147L146 44V47H144V44H143V47H144V53H142L143 52V50L141 49V48H143L141 45H140V47H138V48H131L132 50H131V55H133L132 56V58H131V63L130 64H128V62H124V66H125V68H126V70L128 71V70H130V67H131V65L135 62V60H136V58H137V60H139V61H141V59L140 58H142V56H144V54H146L145 56H144V58L146 59H150L151 58V56H152V53H153V51H157V46H156V44L154 45ZM162 44H159L158 46H160V45H162ZM218 44H219V42H218ZM122 45V44H121ZM163 45V46H164ZM208 45H211V44H208ZM208 45H206L205 47H209ZM248 45H249V43H248ZM106 46V45H105ZM113 46V48H116V49H118L117 48V46L115 47L114 46V44L112 45ZM118 46H119V48L121 49L122 47L119 45V43H118ZM123 46V45H122ZM133 46V45H132ZM156 46V48L157 49H155L154 50V47ZM109 47V46H108ZM109 47V48H110ZM124 48H125V46H123ZM126 47H127V45H126ZM161 47V46H160ZM173 47V45L171 46V48ZM214 47V46H213ZM212 47V48H213ZM226 47H228V46H226ZM66 48V47H65ZM109 48H107L106 50H109ZM112 48V47H111ZM161 48H163V47H161ZM179 48H180V50H179ZM212 48H208L209 50H211ZM215 49H216V46L214 47ZM94 49V50H93ZM99 50H100V48H98ZM126 49V48H125ZM206 50V51H208L209 52V50ZM215 49H212V50H215ZM230 49V48H229ZM231 49H236V48H234V47H232ZM230 49V51H232ZM65 50V49H64ZM128 50H130V49H128ZM153 50V51H152ZM158 50H162V49H158ZM110 51V50H109ZM109 51H108V53H109ZM121 51V50H120ZM163 51V50H162ZM106 52V53H105ZM157 52H159V51H157ZM207 52V53H208ZM228 52V51H227ZM239 52V51H238ZM64 53V52H63ZM161 53V52H160ZM214 54V52L213 51H211V54H203L204 56L205 55H208L207 57H204V59H206V61H205V64H202V67H201V65H200V67H198V70H200V71H198L197 72V75L195 74L194 75V77H195V79L193 80V79H191L192 81H190L191 83H189V84H191V85H189L188 87H191V86H195L194 88H196V86L197 85H202L203 83H205V81H206V79L208 78V76L210 75V73H209V71L212 69L213 70V68H214V66H217V67H221L222 65H220V64H222V63H220L221 62V60H220V58L221 57H219L220 56V54H218L217 53V51L215 52V53H217L218 54V56H217V60H216V58H215V56L213 55ZM229 53V52H228ZM65 54V53H64ZM63 54V55H64ZM109 54H111V52L109 53ZM62 55V56H63ZM124 55V54H123ZM126 55V54H125ZM129 55V54H128ZM127 55V56H128ZM100 56V55H99ZM66 58H68L67 56H65ZM105 57H107V56H105ZM200 57H201V61L202 62H204L203 61V58H202V56L200 55ZM143 58V59H144ZM61 59H64L63 57H61ZM106 59V58H105ZM111 60H112V57L110 58ZM109 59V60H110ZM144 59V60H145ZM152 59V58H151ZM151 59H150V61H151ZM164 59V58H163ZM55 60H56V58H54V60H53V63L55 62ZM110 60V61H111ZM129 60V59H128ZM220 60V61H219ZM109 61V62H110ZM149 61V60H148ZM58 62V61H57ZM61 62H63V61H61ZM70 62V63H69ZM114 62V61H113ZM200 62V61H199ZM52 63V64H53ZM56 63V62H55ZM60 62H58V65H62V64H59ZM65 63V62H64ZM148 63H150V62H148ZM216 63H220V64H216ZM223 63H224V61H223ZM74 64V65H73ZM55 65V64H54ZM55 66V67H57V69H58V67L59 66ZM65 65H67V64H65ZM130 65V66H129ZM158 65V64H157ZM197 65H199V63L197 64ZM53 66V65H52ZM51 66V69H53V67ZM143 66V65H142ZM160 66V65H159ZM224 66V65H223ZM222 66V67H223ZM63 67L64 66H62L61 68L63 69ZM158 67V66H157ZM240 67V66H239ZM116 68V67H115ZM124 67H123V69H125ZM144 68H145V66H144ZM159 68V67H158ZM233 68V67H232ZM231 68V69H232ZM132 69V68H131ZM218 71H220L221 69L220 68H216ZM220 69V70H219ZM236 69H237V71L239 70L237 67H236ZM65 70V69H64ZM115 70V69H114ZM114 70H112L113 72H111V74H114V73H116ZM119 70H121V69H119ZM133 70V69H132ZM156 70H157V68H156ZM215 70V69H214ZM58 71V73H60L61 71H60V67H59V69L57 70ZM75 71V70H74ZM109 71V70H108ZM116 71H117V68H116ZM122 71V70H121ZM125 71V70H124ZM158 71V70H157ZM217 71V72H218ZM226 71V70H225ZM230 71V70H229ZM232 71H233V69H232ZM236 71V70H235ZM45 72V73H44ZM54 72V71H53ZM62 72H64V71H62ZM66 72V71H65ZM76 72V71H75ZM212 72V71H211ZM222 72L224 73V71L222 70ZM44 73V75L42 76V74ZM49 73H50V71H49ZM55 74L57 73V72H54ZM53 73V74H54ZM109 74H110V71L108 72ZM219 73V72H218ZM237 73V72H236ZM67 74H68V72H67ZM77 74V75H76ZM122 74V73H121ZM209 74V75H208ZM212 74V73H211ZM217 74V73H216ZM227 74V73H226ZM244 74V73H243ZM52 75V74H51ZM125 75H128V74H126V71H125ZM215 75V74H214ZM213 75V76H214ZM218 75V74H217ZM221 75V74H220ZM42 76V77H41ZM55 76V75H54ZM91 76V77H90ZM96 76H98V75H96ZM129 76V75H128ZM46 77V76H45ZM193 77V76H192ZM215 77V76H214ZM222 77H223V74H222ZM236 77H240L239 75H237ZM242 77V76H241ZM240 77V78H241ZM55 78V77H54ZM106 78H107V76H106ZM115 78V77H114ZM212 78V77H211ZM218 78V77H217ZM220 78H221V76H220ZM220 78L216 81V82H214V83H217L219 80H220ZM47 81H49V76L47 77ZM52 79V78H51ZM96 79V78H95ZM221 79H223V78H221ZM227 79V78H226ZM242 79V78H241ZM37 80L39 81L38 83H37ZM97 80H98V77H97ZM116 80H119V79H116ZM126 80H128V81H125V82H123L122 81V83L119 81H117V85H118V83H121V85H120V87L119 88H117V87H112L111 86V88L110 87H108V86H103V88L101 89V91H103V93L101 92V94H98V93H96L95 94V96H90V97H92L91 98V100L92 101H89L90 102V108H92V109H88L89 107H86L87 109H88V111L86 110V109H84V118L83 119H87L86 120V123H90L93 119H94V117L97 115L96 113H100V111H101V108L103 107V106H105L106 105V103L108 102V100H109V103H111V101L112 100H114L117 96L118 97H123L122 96V94H126V92H127V88L126 87H128L130 84H132V80H133V78L130 80V79H126ZM211 80V79H210ZM224 80V79H223ZM212 81H214V79H212ZM241 81V80H240ZM43 82V81H42ZM46 82V81H45ZM45 82H44V84H45ZM208 82V81H207ZM219 82H221V80L219 81ZM226 82V81H225ZM212 83V82H211ZM214 83H212V84H214ZM222 83V82H221ZM251 83V85H253L252 87H253V93L251 94L250 92H248V91H246V90H241L240 92H239V100L240 101H242V104H241V106H238V105H240V104H238L237 102V106L235 107V103L234 104H232V105H234V107H235V111H234V108H231L232 109V111H234V112H232V111H230L229 110V108H228V110L226 109V107H229V106H226L225 104H226V102L228 101L227 99H230L229 98V96H230V94H229V96H228V98H226L224 95V98L222 99L223 101H221V104H220V108H217V107H215V108H217V110L216 111H214V112H212V113H210V115L208 114L207 115V117H205L204 119H203V121H202V126H203V128H207V129H209V130H211L212 131V129H211V127H213V129H214V133H215V135H217L218 137H220V138H222V139H224V138H228V135H229V138H230V136L231 135H233V134H235V133H233V130H235L236 131V129H237V132H238V134H239V131L241 130V128H244L245 129V127H247L248 128V124H249V122H251L250 124L252 125V126H255L256 128H257V126H259L260 124H259V122H261L260 120H262L261 119V116H258V114L256 113L257 112V110L255 109V103L257 104V96L255 97V92L257 91L256 90V83H255V81L254 82H250ZM226 84V83H225ZM236 84V83H235ZM47 85V83L42 87V88H44L45 86ZM53 85V86H52ZM133 85V84H132ZM204 85V84H203ZM207 85V84H206ZM209 85V84H208ZM215 85V84H214ZM222 85V84H221ZM237 85V84H236ZM236 85H234V86H236ZM216 86V85H215ZM214 86V87H215ZM240 86V85H239ZM106 87H108L107 89H106ZM193 87H191V88H193ZM204 87V86H203ZM202 87V88H203ZM210 87H211V85H210ZM238 87V86H237ZM129 88V87H128ZM133 88V87H132ZM132 88L130 89L131 91H132ZM189 89L190 91H188V93L189 92H193L194 93V91H193V89ZM217 88V87H216ZM236 88V87H235ZM45 90H47L46 88H44ZM61 89H63V90H61ZM106 89V90H105ZM112 89V90H111ZM128 89V90H129ZM137 89H138V87H137ZM198 89V88H197ZM208 89H210V88H208ZM238 89V88H237ZM58 90V91H57ZM195 90V89H194ZM225 90V89H224ZM232 90V89H231ZM240 90V89H239ZM126 91V92H125ZM130 92V91H129ZM129 92H127V93H129ZM135 92V91H134ZM197 92V90H195V93ZM226 92V91H225ZM229 92H230V90H229ZM228 92V89H227V93H229ZM235 92H237L238 93V91L236 90ZM235 92H233V94H236ZM44 93V92H43ZM105 93V94H104ZM132 93V92H131ZM143 93V89L142 88H139L138 89V91L137 92H135L134 93V95H133V99L135 98L136 99V97H138L139 98V100L141 99L142 100V94ZM222 93V92H221ZM226 93V94H227ZM45 94V93H44ZM43 94V95H44ZM48 94V95H47ZM190 95H191V93H189ZM130 95V94H129ZM228 95V94H227ZM226 95V96H227ZM232 95V94H231ZM125 96V95H124ZM143 96H145V95H143ZM129 97V96H128ZM127 97V98H128ZM132 97V95L130 96V99H132L131 98ZM238 97H236V98H238ZM124 98V97H123ZM126 97L124 98L125 99V101L127 100L128 101V99H127ZM90 99V98H89ZM117 99H119V98H117ZM120 99H122V98H120ZM132 99V100H133ZM144 99V98H143ZM219 99H220V96H219ZM235 100V99H234ZM238 100V99H237ZM116 101V100H115ZM115 101H114V103H115ZM120 101V100H119ZM219 101V102H220ZM48 102H49V104H48ZM106 102V103H105ZM118 102V101H117ZM133 101H131V102H129L130 104L132 103ZM230 102V101H229ZM229 102L227 103V105L229 104ZM247 102L248 103H251L252 105H254V106H248V107H250V108H248V109H244L243 108V106H247L246 104H247ZM33 103V102H32ZM141 103V102H140ZM82 104V103H81ZM47 105H48V108H47ZM59 106V105H61V107H62V110H61V107H59L60 108V111H59V108H58V113L56 114V115H58L59 116V119H57L56 121L54 120L55 119V114L54 113H56V112H54V110H55V108L56 107H54V106ZM83 105V104H82ZM124 105H125V103H124ZM141 105V104H140ZM142 105H144V104H142ZM209 105V104H208ZM126 106V105H125ZM129 106V105H128ZM32 108H33V106H31ZM54 107V108H53ZM141 108V107H140ZM139 108V106L136 108V110L137 109H140ZM144 108V107H143ZM210 108V107H209ZM212 108V110H213V106L211 107ZM54 109V110H53ZM78 110V109H77ZM135 110V109H134ZM133 110V111H134ZM142 110V109H141ZM209 110V109H208ZM211 109H210V112L212 111ZM56 111V110H55ZM87 111V112H86ZM125 111H126V109H125ZM128 111V110H127ZM208 112V111H207ZM206 112V113H207ZM83 113V112H82ZM127 113V112H126ZM131 113V112H130ZM205 112H203V114H204ZM75 114V113H74ZM124 114V113H123ZM128 114V113H127ZM136 114V113H135ZM31 115V114H30ZM133 115V114H132ZM137 116H138V113L136 114ZM130 116V114L128 115V117ZM134 116V115H133ZM133 116H131V118H134ZM57 117V116H56ZM62 117V118H61ZM81 117V116H80ZM80 117H78L77 118V121H78V119H80ZM128 117H126V118H128ZM54 118V119H53ZM135 118H137V117H135ZM134 118V119H135ZM199 118H201V116L199 117ZM198 118V119H199ZM124 119V118H123ZM134 119H131V120H134ZM53 120H54V122H53ZM70 120V121H69ZM128 120H130V119H128ZM127 120V121H128ZM131 120L130 121H128V122H130L131 123ZM136 120V119H135ZM75 121V120H74ZM83 121V120H82ZM121 121V120H120ZM127 121H125L124 120V122H127ZM80 122V121H79ZM78 122V123H79ZM120 123V122H119ZM123 123V122H122ZM118 124V123H117ZM198 124V123H197ZM71 125V124H70ZM82 125H83V123H82ZM120 125H122L121 123H120ZM159 126H158V128L160 127V129H161V127H162V125H160V123L158 124ZM224 125H225V128H224ZM232 127V128H230V126ZM248 125V126H247ZM75 126V125H74ZM114 126V125H113ZM188 126H190V125H188ZM196 126H198V125H196ZM200 126H201V124H200ZM91 127H93V126H91ZM116 128H117V126H115ZM120 127H122V128H120V129H118V130H122L123 129V126H120ZM254 127V128H255ZM260 127V126H259ZM118 128H119V126H118ZM163 128V127H162ZM195 128V127H194ZM197 128V127H196ZM198 128H199V126H198ZM197 128V129H198ZM203 128H201V129H203ZM224 128V129H223ZM250 128V127H249ZM248 128V129H249ZM255 128V129H256ZM67 129H68V131H67ZM80 129V128H79ZM191 129V128H190ZM238 129H240V130H238ZM254 129V130H255ZM259 129V128H258ZM127 130V129H126ZM126 130H124V131H126ZM204 130V129H203ZM251 130V129H250ZM249 130V131H250ZM254 130H251V131H254ZM123 131V130H122ZM168 131H169V129H168ZM186 131V130H185ZM193 131V130H192ZM191 131V132H192ZM196 131H198V130H196ZM234 131V132H235ZM243 131V130H242ZM245 131H246V129H245ZM64 132H66V134L64 133ZM161 132V131H160ZM81 133V132H80ZM114 133H115V130H114ZM123 133V132H122ZM184 133V132H183ZM194 133V132H193ZM198 133H199V131H198ZM205 133V132H204ZM211 133H213V132H211ZM242 133V132H241ZM64 134H65V136H64ZM117 134H119V132L117 133ZM187 134L189 135V133H188V131H187ZM191 134V137H194V136H192V133H190ZM202 134H203V132H202ZM210 134V133H209ZM231 134V135H230ZM114 135V134H113ZM120 135V134H119ZM122 135V134H121ZM125 135V134H124ZM124 135H122V137H124ZM186 135V134H185ZM194 135V134H193ZM197 135V134H196ZM200 135V134H199ZM208 135V134H207ZM211 135V134H210ZM236 135V134H235ZM235 135H233V136H235ZM86 136H87V133H86ZM184 136V135H183ZM187 136V135H186ZM202 136V135H201ZM237 136V135H236ZM236 136H235V138H236ZM238 136H240V135H238ZM36 137V138H35ZM185 137V136H184ZM190 137V136H189ZM212 137H214V136H212ZM83 138V137H82ZM187 138V137H186ZM201 138V137H200ZM199 138V139H200ZM217 138V137H216ZM108 139V138H107ZM118 139V138H117ZM167 139V138H166ZM166 139H165V137H163V136H161V143H162V147H163V151L164 152H167L168 151V148H169V145H168V141H166ZM192 139H194V138H190L189 140H192ZM202 139H204V138H202ZM201 139V140H202ZM208 139V138H207ZM212 138L210 137L209 138V140H211ZM80 140V141H79ZM84 140V139H83ZM184 140V139H183ZM61 141V142H60ZM119 141H120V138L118 139V141H116L115 143L116 144H119ZM185 141V140H184ZM196 141V140H195ZM198 141V140H197ZM196 141V142H197ZM103 142H104V139H103ZM106 142V141H105ZM108 142V141H107ZM118 142V143H117ZM190 142V141H189ZM193 142V141H192ZM199 142V141H198ZM201 142V141H200ZM199 142V143H200ZM205 142V141H204ZM109 143V142H108ZM120 143H121V141H120ZM160 143V142H159ZM160 143V144H161ZM194 143V142H193ZM192 143V144H193ZM202 143H203V140H202ZM209 143V142H208ZM208 143H207V145H208ZM213 143H214V141H213ZM216 143V142H215ZM110 144V143H109ZM125 144H126V142H125ZM124 143L123 144H120V145H118V147H121V145L122 146H124L125 145ZM130 143H128V145H129ZM187 144V145H186ZM186 144L184 143V145H186V146H188V143L186 142ZM191 144V145H192ZM195 144H197V143H195ZM204 144V143H203ZM205 144H206V142H205ZM204 144V145H205ZM210 144V143H209ZM212 144V143H211ZM34 145V146H35ZM41 145V146H40ZM99 145H101V140H100V143H99ZM104 145V144H103ZM102 145V146H103ZM113 145V144H112ZM127 145V144H126ZM126 145H125V147H126ZM127 145V146H128ZM200 145H202L201 143L199 144V146ZM40 146V147H39ZM105 146V145H104ZM193 146V145H192ZM195 146H197V145H194V147ZM199 146H197V147H199ZM206 146V145H205ZM32 147V146H31ZM30 147V148H31ZM80 147V149H78ZM98 148L100 151H98L97 152V154H96V152L94 151V148ZM111 147H113V146H111ZM110 147V149H114V148H111ZM117 147V146H116ZM184 147V149L186 150V147L185 146H183ZM189 147H191V146H189ZM210 147V146H209ZM35 148V147H34ZM95 148V149H96ZM124 147H122V149H123ZM188 148V147H187ZM202 148V146H200V148L199 149H201ZM206 147H204L203 149H205ZM38 149H39V151H38ZM118 149H120V148H118ZM125 149V148H124ZM188 149H190V148H188ZM188 149H187V151H188ZM193 149V148H192ZM106 150H107V147H106V149H105V152H106ZM182 150V149H181ZM180 150V151H181ZM197 150V149H196ZM209 152L207 153V154H209L210 153V151H212V148H210V149H207ZM92 151H94L93 153H92ZM97 151V150H96ZM192 151V150H191ZM204 151H206V150H202V152H204ZM189 152V151H188ZM197 152H200V151H198L197 150ZM196 152V153H197ZM118 153H120V152H118ZM160 153V152H159ZM181 153H183V151H181ZM195 153V152H194ZM105 154V155H104ZM112 154V153H111ZM151 154V153H150ZM177 154H179V152L178 153H176V155ZM190 154H193L192 152H190ZM201 154V153H200ZM89 155V154H88ZM98 155V156H97ZM145 155V154H144ZM143 155V156H144ZM179 155H181V154H179ZM210 155V154H209ZM80 156V155H79ZM178 156V155H177ZM181 156H183V158H185V159H188V157L186 158V157H184V156H187V155H181ZM180 156V157H181ZM194 157H195V154L193 155ZM201 156H204L205 157V155L204 154H202ZM201 156H200V159H201ZM81 157V156H80ZM109 157H110V155H109ZM130 158H131V156H130ZM134 158V157H133ZM199 158V157H198ZM237 158H239V157H237ZM127 159V158H126ZM126 159H124V161L126 160ZM163 159V158H162ZM179 159V158H178ZM185 159H183V160H185ZM192 158L190 157V159H188L189 161L191 160ZM223 159V158H222ZM160 160V159H159ZM164 160V159H163ZM181 160V159H180ZM179 160V161H180ZM182 160V161H183ZM187 160V161H188ZM193 160V159H192ZM192 160L190 161V162H192ZM199 160V159H198ZM198 160H197V162H198ZM202 161H201V163L199 164V162L198 163H196V164H199V166H201L202 167V169L204 170V171H206L207 173H209L208 175H206V173L204 172V173H202L201 172V170H200V172L202 173V174H205L206 175V177H203V178H205V179H207V178H209L210 177V175L212 176V174H211V172L214 174L215 172H213L214 171V167L215 168H218V166H217V162H214L216 165L214 166V163H212V165H210V166H208L207 164H206V159L205 158H203V159H201ZM225 160H226V158H225ZM224 160V162H226ZM236 160H238V159H236ZM241 160V159H240ZM240 160H238V162H240V163H235L234 161V163L233 164H235V165H237L238 167L237 168H239V166L241 165V163H242V161L244 160H242V161H240ZM127 161V160H126ZM137 161V160H136ZM186 161V160H185ZM186 161V162H187ZM189 161H188V164H189ZM194 161V160H193ZM200 161V160H199ZM209 161H211V159H209L207 162H209ZM128 162V161H127ZM126 162V163H127ZM138 162V161H137ZM184 162V161H183ZM220 162H223V160L221 161L220 160ZM244 162V161H243ZM126 163H125V165H126ZM195 163V162H194ZM211 163V162H210ZM157 164H159L158 162H157ZM188 164H187V168H188ZM220 164H224V163H220ZM220 164H218V165H220ZM240 164V165H239ZM125 165H123V166H125ZM128 165H129V163H128ZM178 165V164H177ZM176 165V166H177ZM181 165V164H180ZM185 165V163L182 165V166H184ZM226 165H228V164H226ZM225 165V166H226ZM127 166V165H126ZM179 166V165H178ZM176 167V169L177 168H179V167H181V166H179V167ZM217 166V167H216ZM221 166H223V165H220V167ZM225 166H223V170L226 168ZM163 167V166H162ZM225 167V168H224ZM242 169H241V174L239 173H237V175L235 176L234 175V177H233V181H235V178H237L238 179V177L237 176H242L243 178V180H245V185H247L246 184V181L250 178V176H249V173L251 174V172H249L248 170H247V168H246V166H245V164H242L241 166H240ZM129 168V167H128ZM159 168H161L160 166H159ZM183 168V167H182ZM194 168V167H193ZM196 168H197V166H196ZM2 169V164H1V161H0V173H1V170ZM124 169H125V167H124ZM165 169V168H164ZM185 169H186V166H185ZM191 169V168H190ZM222 169V168H221ZM227 169H228V167H227ZM231 169V168H230ZM99 170V169H98ZM121 170H122V168H121ZM126 170V169H125ZM179 170V169H178ZM177 170V171H178ZM187 170V169H186ZM186 170H184V171H186ZM192 170V169H191ZM194 170H195V168H194ZM216 170V169H215ZM218 170V169H217ZM222 170V171H223ZM123 171V170H122ZM134 171V170H133ZM153 171V170H152ZM171 171V170H170ZM219 171V170H218ZM222 171H220V172H222ZM231 171V170H230ZM232 171H233V169H232ZM239 171H240V169H239ZM111 172V171H110ZM156 172V171H155ZM155 172H153V173H155ZM163 172V171H162ZM174 174L173 175H171L172 177H170V180H169V184H167L168 186H167V188H165V190H167V191H169L170 189H175L176 187H177V184H178V186L179 185H181V184H179V183H184V181H183V179L181 180L182 182H180V180L178 181V179H176V177H175V175H176V173L174 172V170L172 171ZM197 172L198 171H196V175H197ZM120 173H122V172H120ZM186 173H188V172H186ZM191 173V172H190ZM224 173H225V170H224ZM98 174V173H97ZM107 173H105V175H106ZM134 173H132V175H133ZM171 174V173H170ZM178 174V173H177ZM189 174V173H188ZM192 174V173H191ZM216 174H218L217 172H216ZM215 174V175H216ZM234 174V173H233ZM253 174V173H252ZM152 175V174H151ZM0 176H2V175H0ZM98 176V175H97ZM107 176V175H106ZM111 176H113V174L111 173ZM116 176V175H115ZM147 176V175H146ZM154 176V175H153ZM155 176H157V175H155ZM168 176H170L169 174H168ZM177 176H179V175H177ZM183 176H184V173L182 172V175L179 177V178H183ZM198 176H200V175H198ZM203 176V175H202ZM202 176L200 177V179L199 180H202L201 178H202ZM214 176V175H213ZM217 176V175H216ZM130 177H132L131 175H130ZM133 177H134V175H133ZM159 178L161 177V176H158ZM158 177H157V179H158ZM164 177V176H163ZM185 177V176H184ZM192 177H194V176H192ZM215 177V176H214ZM214 177H211V178H213V180L215 179ZM144 178V177H143ZM143 178H142V180H143ZM154 178V177H153ZM153 178H152V180H153ZM168 178V177H167ZM167 178H166V180H167ZM217 178V177H216ZM219 178H221L220 176H219ZM218 178V179H219ZM240 178V177H239ZM245 178V179H244ZM253 178V177H252ZM252 178H250L247 182H249ZM119 179V180H118ZM137 179V178H136ZM139 179V178H138ZM145 179H147V178H145ZM149 179V178H148ZM162 179V178H161ZM205 179H203L205 182H203V184L205 183L206 184V180ZM237 179H236V181L235 182H237V183H239V185H241L242 183H240V182H238L237 181ZM247 179V180H246ZM254 179V178H253ZM98 180V179H97ZM107 181V183H106V181ZM140 180V179H139ZM156 180V179H155ZM166 180H164V181H166ZM185 180V179H184ZM193 180L195 181V179L193 178ZM197 180V179H196ZM212 179L210 180V182H211V184H212V181H213ZM215 180H217V179H215ZM111 181V180H110ZM144 181V180H143ZM161 181V180H160ZM193 181V182H194ZM232 181V182H233ZM240 181V180H239ZM137 182H139V181H137ZM148 182H149V180H148ZM147 181H145V183H147V185L149 184ZM167 182V181H166ZM179 182V183H178ZM193 182H192V184H193ZM213 182H215V181H213ZM231 182V183H232ZM241 182H243V181H241ZM93 183H95L96 184V188H98L97 190H95V188H94V190L95 191H93L91 188H92V186L93 185H95V184H93ZM132 183H133V181H132ZM131 183V184H132ZM155 183V182H154ZM157 183V182H156ZM155 183V185H157ZM208 183V182H207ZM216 184H217V182H215ZM214 183V185H216ZM236 183V184H237ZM134 184H135V182H134ZM138 184V183H137ZM150 184H152V181H151V183ZM150 184L148 185L149 187H150ZM160 184V183H159ZM185 184V183H184ZM198 183H196V185H197ZM209 184V183H208ZM208 184H206V185H208ZM210 184V185H211ZM233 184V183H232ZM235 184V183H234ZM236 184H235V186H234V189H235V187H237L236 186ZM244 184V183H243ZM242 184V185H243ZM250 184V182L248 183V185ZM97 185H98V187H97ZM153 185V184H152ZM164 185H166V184H164ZM239 185H238V188H236V189H239V190H237V192H239L241 189H240V187L242 186H240L239 187ZM244 185V186H245ZM134 185H132V187H133ZM139 186V185H138ZM243 186V187H244ZM80 187H82L81 189H84V191H83V194L84 195H86V194H88L89 195V192L92 190L93 191V193H91L92 194V199L93 200H95L94 202H92V201H90V199H89V201L90 202H92L93 203V205L92 206H94L95 204L97 205V207H95L96 209H97V211H95V209H94V207H93V209H91L90 208V206H87L85 203H89V201H87V197H86V199H85V201L83 202L82 200H80V199H82V196H81V198L80 199H76L75 200V198H79L80 197V195L78 194L80 191L78 190V189H80ZM109 187V188H108ZM132 187H130V188H132ZM136 187V186H135ZM153 187V186H152ZM152 187H150V188H152ZM166 187V186H165ZM180 187V186H179ZM185 187V186H184ZM197 187V186H196ZM195 187V188H196ZM214 186L212 185L210 188L212 189ZM116 188H117V192L115 191L116 190ZM129 188V189H130ZM138 188V187H137ZM149 188V189H150ZM159 188H160V186H159ZM190 188V187H189ZM202 188V186L200 185V189ZM233 188V187H232ZM242 188V187H241ZM80 189V190H81ZM140 189V188H139ZM161 189H164L163 187L161 188ZM186 189V188H185ZM197 190H198V188H196ZM203 189V188H202ZM234 189H232V190H234ZM33 190V191H32ZM132 189H130V191L129 192H132L131 191ZM142 190H143V188H142ZM182 190V189H181ZM181 190H179V191H181ZM121 191H122V193H121ZM138 191V190H137ZM136 191V192H137ZM154 191V190H153ZM157 191H159V190H157ZM156 191V192H157ZM162 190H160V192H161ZM172 191V190H171ZM171 191H169V192H171ZM185 191V190H184ZM183 190L181 191V192H184ZM204 191H205V189H204ZM120 192V193H119ZM127 192H128V190H127ZM141 192V191H140ZM150 192V191H149ZM151 192H152V190H151ZM159 192V193H160ZM163 192V191H162ZM165 192V191H164ZM169 192H165V194L166 195H168V197H172L173 196V193L171 194V193H169ZM174 193H175V190L173 191ZM194 192H196V191H194ZM200 192V191H199ZM201 192H202V190H201ZM206 192H208V190L206 191ZM205 192V193H206ZM210 192V191H209ZM234 192V195H231V194H233V193H231L230 195L232 196L231 198H229V200L228 201H226L227 202V204L228 205H230L231 203L233 204L234 203V199L233 198H236V200H237V194H235V193H237L235 190L233 191ZM117 193H119V194H117ZM134 193V192H133ZM143 193V192H142ZM169 193V194H168ZM190 193V192H189ZM240 193V192H239ZM90 194V195H91ZM127 194H130L131 195V193H127ZM145 194V193H144ZM161 195H162V193H160ZM165 194H164V197H165V199H166V202H167V197L165 196ZM179 194V193H178ZM178 194H177V196H178ZM186 194V193H185ZM188 194V193H187ZM196 194V193H195ZM79 195V197H77ZM87 195V196H88ZM90 195L88 196V198L90 197ZM117 195V196H116ZM126 195V194H125ZM129 195V196H130ZM133 195V194H132ZM132 195H131V197H132ZM139 195H141V194H139ZM138 195V196H139ZM154 194H152V196H153ZM158 195V194H157ZM157 195H155L156 197H159V196H157ZM181 195V194H180ZM191 195V194H190ZM199 195V194H198ZM197 195V196H198ZM206 195H207V193H206ZM206 195H201L202 197L204 196H206ZM230 195H229V197H230ZM240 195V194H239ZM238 195V196H239ZM124 196V197H123ZM128 196V197H129ZM135 196V195H134ZM137 196V195H136ZM142 196V195H141ZM151 195L149 196V197H151V198H154V197H152ZM176 196V197H177ZM182 196V195H181ZM186 196V195H185ZM185 196H184V198H185ZM188 196V195H187ZM186 196V197H187ZM195 196V195H194ZM207 196H209V194L207 195ZM206 196V197H207ZM225 196H226V194H225ZM228 196V195H227ZM236 196V197H235ZM146 197H148V196H146ZM145 197V198H146ZM174 197V196H173ZM191 197L193 198V194L191 195ZM200 197V196H199ZM222 197V196H221ZM124 198V199H125ZM130 198V197H129ZM128 198V199H129ZM134 198V197H133ZM137 198V197H136ZM159 198H161V199H163L162 198V196H160ZM178 198V197H177ZM190 197L188 196V199H189ZM196 198V197H195ZM194 198V199H195ZM201 198V197H200ZM200 198H198V199H200ZM224 198V197H223ZM222 198V201L224 202V199ZM127 199V200H128ZM131 200H132V198H130ZM129 199V200H130ZM148 199V198H147ZM170 199V198H169ZM169 199H168V201H169ZM173 198H171V200H172ZM179 199H180V197H179ZM178 199V200H179ZM193 199V200H194ZM226 199V198H225ZM116 200H117V202H116ZM128 200V201H129ZM140 200V199H139ZM139 200H137V201H139ZM142 200V199H141ZM140 200V201H141ZM144 200H146V199H144ZM149 200V199H148ZM158 200V199H157ZM170 200V201H171ZM175 200V199H174ZM173 200V201H174ZM177 200V199H176ZM175 200V202L176 203H178L180 200H182V198L177 202ZM184 200H186V198L184 199ZM193 200H192V202H193ZM205 200V199H204ZM203 200V201H204ZM221 200V199H220ZM77 201H81L82 203H78ZM136 201V200H135ZM165 201V200H164ZM191 201V200H190ZM196 202H198L197 200H195ZM202 201V200H201ZM77 202V203H76ZM131 202V201H130ZM148 202V201H147ZM181 202V201H180ZM236 202V201H235ZM133 203H135L134 202V200H133ZM136 203H138V202H136ZM141 203H142V201H141ZM140 203V204H141ZM145 203V202H144ZM164 202H163V200H162V203H161V205H164L163 204ZM169 203V202H168ZM168 203H167V205H168ZM187 203H190V202H188L187 201ZM195 203V202H194ZM200 203V202H199ZM204 202H201V204H203ZM86 205L85 207V209H84V212H82L81 213V210H83V208L81 207L82 205ZM132 204V203H131ZM139 204V203H138ZM148 204V203H147ZM151 204V207L153 208V206L155 207V205L157 206V204H158V201H157V203H155V205H153L152 206V204L153 203H150ZM173 204V203H172ZM180 204H182V206L184 205L185 206V204H184V202H182V203H180ZM180 204H175V207H174V205H173V207L174 208H176V209H174V210H171L172 211V213L173 212H177L178 213V211L180 210V208H181V205ZM191 204V203H190ZM217 204V203H216ZM89 205V204H88ZM104 205V206H103ZM135 205V204H134ZM134 205H131V206H134ZM142 205V204H141ZM159 205V204H158ZM166 205V204H165ZM164 205V207L162 206V209L164 208L165 210L166 209H168V208H170V206H168V208H167V206H165ZM170 205V204H169ZM191 205H193V203L191 204ZM195 205V204H194ZM197 205V204H196ZM217 205H219V203L217 204ZM217 205H215V206H217ZM227 205V206H228ZM63 206H66L65 207V210H67L68 209V212H66L67 213V215H66V217L64 216V215H62V213H60L59 212V210H61V208L63 207ZM128 206H129V204H128ZM140 206V205H139ZM149 206V205H148ZM148 206H147V210H148ZM172 206V205H171ZM190 206V205H189ZM199 206L200 207H202V206H204V205H200L199 204ZM220 206V205H219ZM219 206H218V208L217 209H219ZM103 207V208H102ZM115 207V208H114ZM135 207V206H134ZM232 207V206H231ZM230 207V208H231ZM126 208H127V212H126ZM132 208V207H131ZM149 208H150V206H149ZM161 208V207H160ZM185 208V207H184ZM184 208H182L183 210H184ZM189 208V207H188ZM202 208H204V207H202ZM91 209V210H90ZM101 209H102V211H101ZM139 209H140V207H139ZM153 209H155V210H151L152 212H151V215L155 212V213H157L156 211V208H153ZM161 209V210H162ZM171 209V208H170ZM169 209V210H170ZM181 209V210H182ZM205 209V208H204ZM203 209V210H204ZM210 209V208H209ZM227 209V208H226ZM165 210H163V211H165ZM192 210H193V208H192ZM213 210V209H212ZM91 211V212H90ZM160 211V210H159ZM158 211V214H161V212H159ZM162 211V212H163ZM189 211V210H188ZM214 211H216L215 209H214ZM222 211V210H221ZM221 211H219L218 212V210H217V213H215L214 212V214H211L210 215V213H212V212H209L207 215H205V212H207V211H205L204 212V216H202V215H200L201 217H203V220H204V218H205V223L204 224H202V225H205V226H203L202 228L200 227V229H201V233L199 232V234H200V236L201 237H203V240L207 237L208 239H210V240H212V239H214L215 238V234L216 235H218V231L217 230H220V231H222L223 229H222V227L224 228V226L222 225V222H223V224H224V218L225 217H223V216H225V215H222L221 213H223V212H221ZM137 212H138V209H137ZM136 212V213H137ZM150 212V211H149ZM168 212H170V211H168V210H166L165 212H163V214H161L163 217H165V218H163L162 216V218L160 219L159 217H160V215L157 217V219H156V221L154 222V220H153V222H154V224H153V226H152V230H151V233H150V235H149V233H148V235H149V237H148V239L146 240V241H144L145 242V244H144V246H142V248H141V251H139L138 253H137V255H135L137 258H141V259H139L140 261L142 260V264H147V263H145V261L146 260H151L152 261V264H156V262L157 263H159L160 262V260H164V259H180L181 257H183V255L181 254V252L180 253H177L178 251L176 250V249H178V248H176V246H177V243H179V241H183L184 239H185V241L187 240L186 238H188V241L186 242L187 244H189V246H190V248L189 247H187V248H189V249H192V250H194L195 248H196V246H198V244H199V242H201V241H203L202 239H201V237L199 236V234H197V232H195L197 229H195V227H194V229L195 230H191V232H187L186 230H185V227H184V225L183 224H181V223H184L183 221H181L180 222V225H182L183 227H184V229H183V231L184 232H182V230H178V232H177V234H176V236L175 235H173L174 233H175V231H173L174 229L172 228L173 226V224H172V222L174 221V217H179L178 216V214H176V213H173V215L171 214V216L172 217H170V216H168ZM199 212H201L202 213V211L200 210ZM147 213V212H146ZM154 213V214H155ZM181 213V212H180ZM185 213V212H184ZM198 212H196V209L194 210V211H192V212H190L189 214H188V216H187V218H183V216H184V214L183 213H181V214H183V216H182V218L185 220V222L187 223L190 219H191V221L192 220H194L195 221V219H196V215L195 214H197ZM218 213H220L222 216H219L218 215ZM226 213H227V211H226ZM16 214V213H15ZM148 214V213H147ZM157 214V215H158ZM224 214H225V212H224ZM91 215V216H90ZM151 215L149 214L148 216H150V218H151ZM156 215V216H157ZM170 215V214H169ZM187 214H185V216H186ZM141 216V215H140ZM148 216H146L145 214H144V216H143V219H147L148 218ZM29 217V216H28ZM92 217V218H91ZM154 217V215L152 216V218ZM201 217H199V220H202L201 219ZM93 218H94V220H93ZM137 218H140V217H137ZM197 218H198V214H197ZM16 219H19V218H16ZM16 219H15V221H16ZM21 219V218H20ZM19 219V220H20ZM25 219H26V217H25ZM28 219V218H27ZM57 219V220H56ZM91 219V220H90ZM109 221H108V220ZM58 221V222H56V224H55V222L54 221ZM90 220V221H89ZM92 220L94 221V223L92 222ZM148 220V219H147ZM152 220V219H151ZM164 220H169L168 221V223L167 224H165L164 225ZM182 220V219H181ZM202 220V221H203ZM223 220V221H222ZM24 221V220H23ZM22 221V222H23ZM30 221H31V219H30ZM29 221V222H30ZM145 221V220H144ZM201 221V222H202ZM203 221V222H204ZM148 222H149V220H148ZM166 222V221H165ZM193 222V221H192ZM31 223V222H30ZM173 223H176V222H173ZM178 223V222H177ZM200 223V222H199ZM152 224V223H151ZM195 224H198V222L197 223H195ZM33 225V224H32ZM78 225V226H77ZM80 225V226H79ZM144 225V224H143ZM175 225V224H174ZM177 225V224H176ZM187 225V224H186ZM189 225H191V224H189ZM201 224H200V226H202ZM134 226V225H133ZM168 226V227H167ZM179 226V225H178ZM181 226V227H182ZM193 226V225H192ZM192 226H190L191 228H192ZM24 227H26V225H24ZM64 227V231H63V234L60 236V233H61V231H62V228ZM110 228L111 229V234H106L105 233V231L107 230L106 228ZM148 227V226H147ZM170 227V228H169ZM182 227V228H183ZM115 228V229H114ZM168 228H169V230H168ZM175 228H178V227H175ZM180 228V227H179ZM190 228V229H191ZM109 229V230H110ZM189 229V230H190ZM149 230H150V228H149ZM117 231V232H116ZM142 231V230H141ZM194 231V232H193ZM32 232V231H31ZM109 232V231H108ZM115 232V233H114ZM143 232V231H142ZM147 232V231H146ZM223 232V231H222ZM91 233H93L94 235H92ZM145 233V232H144ZM220 234H221V232H219ZM173 235V236H172ZM222 235V234H221ZM220 235V236H221ZM172 236V237H171ZM193 236V237H192ZM198 236V237H197ZM219 236V235H218ZM219 236V238H221L222 239V243L224 242V240H223V237L221 236L220 237ZM206 238V239H207ZM216 238H218V237H216ZM220 239V240H221ZM217 240V239H216ZM10 241V242H9ZM199 241V242H198ZM207 241H209V240H207ZM206 241V242H207ZM218 241H219V239H218ZM8 242H9V244H8ZM142 242V241H141ZM143 242V243H144ZM180 242V243H181ZM203 242H205V241H203ZM220 242V244H221V241H219ZM218 242V243H219ZM140 243V242H139ZM183 243H184V241H183ZM185 243V244H186ZM202 243V242H201ZM204 243H202V245H203ZM206 244V243H205ZM215 245V243H213V242H211V244L210 243H208V245H205V246H211V245ZM219 244V245H220ZM224 244V243H223ZM139 245V244H138ZM142 245V244H141ZM140 245V246H141ZM181 245H183V244H181ZM200 246H201V244H199ZM212 245V246H213ZM216 245H217V243H216ZM26 246V245H25ZM24 246V249L27 247H25ZM194 246H195V248H194ZM204 246V245H203ZM212 246H211V249H212ZM222 247H224L223 245H221ZM19 247L21 248V250L19 249ZM138 247V246H137ZM136 247V248H137ZM217 247V246H216ZM187 248H185V249H187ZM199 248V247H198ZM203 248H206V247H203ZM213 248H215L214 246H213ZM132 249V248H131ZM131 249H130V251H129V249H128V252H131ZM189 249H187V250H189ZM201 249H202V247H200V251H201ZM209 249L210 248H208V253H209ZM27 250V249H26ZM25 250V251H26ZM120 250V251H119ZM28 251V250H27ZM26 251V252H27ZM199 251V250H198ZM203 251V250H202ZM205 251H207V249L205 250ZM221 251H222V249H221ZM192 252V251H191ZM196 252V251H195ZM211 252H213V251H211ZM134 253V252H133ZM199 253V252H198ZM204 253V252H203ZM202 252H201V255L203 254ZM207 253V252H206ZM28 254V253H27ZM128 254V253H127ZM130 254V253H129ZM136 254V253H135ZM190 254V253H189ZM214 254V253H213ZM213 254H211V258H210V260L214 257L215 258V256H213ZM222 255H224L223 253H221ZM131 255V254H130ZM185 255V254H184ZM200 255V254H199ZM210 255V254H209ZM208 255V256H209ZM218 255H219V253H218ZM129 256V255H128ZM146 256V258H144ZM177 256H179V257H177ZM194 256V255H193ZM204 256H206V254H204L203 255V257ZM131 257L133 258V255H131ZM131 257H129L130 259H131ZM188 257V256H187ZM191 257V256H190ZM201 257V256H200ZM202 257V258H203ZM210 257V256H209ZM218 257V256H217ZM216 257V258H217ZM112 258V261H110V259ZM124 258V257H123ZM205 258V257H204ZM215 258V259H216ZM222 258V257H221ZM225 258H226V256H225ZM188 259H189V257H188ZM193 257H192V260H191V258L189 259V260H191L192 262H193ZM206 260L208 259L207 257L205 258ZM224 259V258H223ZM183 260V259H182ZM185 260V259H184ZM187 260V259H186ZM196 260V259H195ZM202 260V259H201ZM200 260V261H201ZM206 260H205V262H206ZM27 261V262H28ZM110 261V262H109ZM154 261H155V263H154ZM190 261V263H192ZM212 261V260H211ZM210 261V262H211ZM225 261V260H224ZM28 262V263H29ZM75 262V263H74ZM162 262V261H161ZM160 262V263H161ZM196 262V261H195ZM194 262V263H195ZM197 262H198V260H197ZM202 262V261H201ZM207 262H209V260H207ZM26 263V262H25ZM149 264V263H148ZM189 264V263H188ZM200 264V263H199ZM202 264V263H201ZM210 264V263H209ZM212 264H214V263H212ZM215 264H219V263H215Z\"/></svg>", "mask_w": 264, "mask_h": 264}]
</instances>
